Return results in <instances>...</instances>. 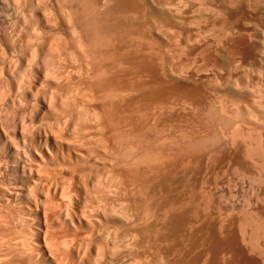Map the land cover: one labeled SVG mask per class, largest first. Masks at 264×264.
I'll return each mask as SVG.
<instances>
[{"label":"rangeland","instance_id":"1","mask_svg":"<svg viewBox=\"0 0 264 264\" xmlns=\"http://www.w3.org/2000/svg\"><path fill=\"white\" fill-rule=\"evenodd\" d=\"M22 1V2H21ZM29 1V2H28ZM54 0H39L36 2V0H19V2L17 0H0V25L6 26L5 22H9V24H14V26L16 27L15 32L16 33V37L14 38V40H10L8 37L4 38L0 36V47L2 48L3 46V50H0V61H2L1 66H0V72L1 76H0V84L2 86H0V118L2 119V117L4 116H8L10 114V116H16L18 119L20 117L25 116L24 113H26V115L29 114V109L30 106L33 104L34 102V129L30 132L29 136L33 137L35 140H40L42 141L44 136L47 139V150L50 152H48L49 154H47V151L41 149L40 153L43 156V158H45L46 161L43 162H47L44 163L45 165H42V159H38L39 157L36 155V153L32 156H27V157H31L30 159H32L33 161H31L29 158L27 159L26 157V161L29 162L28 164H30L31 166H35V162L38 163V165L40 164L41 168L38 167V169H33L31 168V170H33L32 173V179L28 180L25 176V174H21V170L20 169H14V166L16 165V163L18 162L16 159V147L13 145L12 141H9L5 138V135L3 133V129H2V125L0 123V193L3 194L4 193V198L3 195L0 194V227L1 225H3L5 230L3 228H0V249L2 250L3 248H5V246L12 244L11 242H13V235H12V228L13 224L10 223L12 217H14L13 215H15L16 211L17 212H27V210L29 211H35L37 212L39 215H44V218L46 216L45 219H43V226L47 228V224L49 225V229L50 231H47V235L49 237V240L51 239H58L62 238V236L64 237V240L66 239V237L68 238V243H66L63 239H62V244L61 242H57L58 240H54V243H51L50 248L51 250L57 251L58 254L56 253L54 257H51L50 255L46 258V264H78V258L76 256V251H82L83 247L85 248L84 252L85 254L83 255V263L87 264V262H93V258L97 257L96 255H100L102 253V264H137V262H135L136 259H142V261L139 260L140 263L138 264H264V0H238V1H227V0H181L182 1V5L185 4L187 6L181 5V12L183 15V18H181V24L183 25H179V29L177 28V31L175 30V27H171L170 25H166L165 23L161 22L159 24V22L156 24V19L153 18H148V14L145 12V15L147 16L149 21H152L153 19V23L156 24V27H158L160 25V27L155 28V26L149 27L151 25H149V22L147 20V18H145L146 16H144V10L142 8V2H140L139 0H134V5L138 4L140 5H136L135 7L138 9H135V17L139 16L138 18L133 16V21L130 20L132 16H130L128 18V21L130 20V22H133V27L134 30L132 29V33L129 34V36H131L132 34L135 36L136 38L133 37L135 40L131 38L127 37L128 39H130L128 42L135 43L136 45H131V47L135 46L137 47L136 49H134V52H132V48L129 46L130 44L127 42H125L126 44H121L120 46H124L127 45L128 46V50H130L137 59L140 58V56L138 55H142L141 56V60H139V63L142 62V59H144L141 64H144V66H146L147 64L151 67V69H158L162 68L163 71H160L161 73L164 74V76L166 78H164V83L167 82V87H170L171 85V90L168 89L167 87L165 88L166 91L163 93V101L161 103V101H159V104L157 103L156 107L160 106L161 104H163V107H159L156 108L157 110L162 111V113L159 111L160 113V123L162 124L161 128L162 132L165 133L162 134L163 138L166 139L165 145H167L168 148V153H170L173 157H176V159H180V158H185L182 163H184V161L187 163L186 161V157H188V159H190V164L188 163L187 166L186 165H180L178 163V160L175 161L177 164L172 166L171 170H173L174 175H176L175 180L174 178L172 179L174 182L169 181V185L170 187L174 189V191H170L172 189H168L169 192H172V194L174 193L175 195H177V197L175 196V199L173 201V197L174 194L172 195L173 197L170 199L168 197L166 198H162L160 199L159 196H169L170 194L167 190L166 193L164 190H162L160 193H154L155 196L151 195V197L148 200V203L151 200L154 201V204H157V201H160V205H162V201L165 202L162 208H167L166 206H168L170 204V201H173V205L174 207H177L176 209H173V206L169 205L172 208H169L167 210H177L178 209V214L176 215V212L174 211H166V209L164 211L168 212V214L170 215V213L172 212L174 214V218H170L168 223V219H166L167 217H165V219L167 221H165V223L167 222V224L164 223L163 219L162 220H158L155 221L154 218V222L158 227L154 226L153 228L149 227L148 230H142L141 228L137 229L136 232H134L136 234H134V236H127L130 235L128 233L125 234L124 231V227L122 226V224L120 222H118L117 219L113 218H109L113 221V223L115 222V220L117 221V224H113L112 221H110L108 218L105 217V215L103 214V210L99 209V211L97 209V207L99 206H103L107 207L106 204L104 202L103 199L101 200L103 203H99L101 205H97L96 202L91 201L93 203H90L89 200V195L88 193L86 194L85 191L83 190V188L78 187V192H79V196L77 197V204L72 206V209L69 210V207L67 209L68 213L67 215L69 216V218L71 217V219H68L67 217H65V210H66V205H67V199H62L63 196L60 193V187L62 185V183H64L63 185L65 186V182H69L67 181L69 178L73 177V181L77 180V170L75 171V168L70 169L71 165L64 162H61V152L63 154L64 157H66V150L65 147H63V150L60 152L57 150L56 148V144L55 141L52 139L51 136V130L53 129V125L55 126V124H53V120L51 121L50 118V114L48 112V110L45 107L44 104V94L40 93V94H35V90L39 89V90H46L47 86H51L50 88H53L54 86L59 87V83L61 84L60 86L62 87V85L64 84L65 86V82H67L65 79L62 80L61 78V74H68L74 77L73 75H75V73L77 72L76 68L73 69V66L76 67L77 65V61L80 59V57L78 58V52L77 50L75 51L76 47H74L72 44H74V38L73 36H70L71 32H69V30L71 31V29H69L70 27L68 26L69 24H67L68 22L66 20H64V12L65 10H63L61 7H59L60 5L58 4V7H56L55 3H58L56 0L55 2H53ZM144 1V0H142ZM152 0H150L151 2ZM189 1V2H188ZM5 2V3H4ZM13 2L16 3L15 6L13 5ZM32 2V3H31ZM47 2V3H45ZM146 2V0H145ZM148 3H150L149 1H147ZM200 2V3H199ZM204 2V3H202ZM215 2V3H214ZM9 3V5H8ZM18 3V4H17ZM40 3V4H39ZM187 3V4H186ZM190 3V4H188ZM202 3V5H201ZM218 3V4H217ZM221 3V4H220ZM233 3V5H231ZM245 3V4H244ZM258 3V4H257ZM36 4V5H35ZM46 4V5H45ZM52 4V5H51ZM229 4V5H227ZM254 4V5H253ZM2 5V6H1ZM7 5V6H6ZM13 5V6H12ZM25 5V6H24ZM39 5V6H37ZM43 7H42V6ZM50 5V7H49ZM191 5V6H190ZM215 5V6H214ZM249 5V6H248ZM32 6V7H30ZM37 6V7H36ZM202 8H201V7ZM207 6V7H206ZM3 7V8H2ZM8 7V8H7ZM11 7V8H10ZM189 7V8H188ZM199 7V8H198ZM232 7V8H231ZM7 8V10H6ZM19 8V10H18ZM37 8V9H36ZM49 8V9H47ZM58 8V9H57ZM196 8V9H194ZM204 8V9H203ZM256 8V9H255ZM262 8V9H261ZM15 9V10H14ZM28 9V10H27ZM31 9V10H30ZM43 9V10H42ZM46 9V10H45ZM56 9V11H55ZM61 9V11L59 10ZM216 9V10H215ZM221 9V10H220ZM229 9V10H228ZM21 10V11H20ZM33 10V11H32ZM37 10V11H36ZM45 10V11H44ZM136 10H141L140 13L136 12ZM196 10V11H195ZM206 10V11H205ZM213 10V11H212ZM16 11V12H15ZM20 11V12H19ZM51 11V12H50ZM55 11V12H54ZM143 11V13H141ZM191 11V13H190ZM193 11V12H192ZM10 15H9V13ZM20 14H19V13ZM26 14L24 16V14ZM30 12V13H29ZM57 12L61 14L57 15ZM187 12V14H186ZM197 14H195V13ZM4 13V14H3ZM16 13V16L14 17L13 14ZM33 14L34 15V24L35 21L37 22V25L35 24V27L39 33H37V30L34 29L36 32L32 31V28L30 27V23L28 24L27 22H29V18L31 15L29 14ZM49 13V14H48ZM53 13V14H52ZM139 13V15H138ZM213 13V14H212ZM217 13V14H216ZM42 14V15H41ZM43 14H45L43 16ZM51 14V15H50ZM137 14V15H136ZM140 14L142 17H140ZM203 14V15H202ZM207 14V15H206ZM222 14V15H221ZM4 15V16H3ZM12 15V16H11ZM23 15V16H20ZM40 15V16H39ZM47 15H50L47 16ZM52 15L54 16V18H51ZM63 15V16H62ZM133 15V14H132ZM189 15V16H188ZM199 15V16H198ZM6 19H5V18ZM18 17V18H17ZM37 17V18H35ZM49 19H48V18ZM145 19H144V18ZM188 17V18H187ZM191 17V19H190ZM219 17V18H218ZM25 18V19H24ZM28 18V19H27ZM46 18V19H45ZM57 18V19H56ZM60 18V20H59ZM134 18L136 20H134ZM139 18L141 19L142 23L140 22L138 24V22L140 21ZM187 18V19H186ZM201 18V19H200ZM14 19V20H13ZM48 19V20H47ZM52 19V20H51ZM62 19V20H61ZM143 19V20H142ZM190 19V21H189ZM207 21H206V20ZM210 19V20H209ZM6 20V21H5ZM17 20V21H16ZM21 20V21H19ZM27 20V21H26ZM48 22H47V21ZM51 20V21H49ZM127 20V19H126ZM138 20V22H137ZM147 20V22H146ZM156 20V21H154ZM188 20L190 22L187 23ZM195 20V21H193ZM223 20V21H222ZM2 21V22H1ZM14 23H12V22ZM25 21V22H22ZM43 21V22H42ZM53 21V22H52ZM64 21V22H63ZM144 21V22H143ZM199 21V22H198ZM253 21V22H252ZM50 22L52 24H50ZM62 24H61V23ZM67 22V23H65ZM131 22V23H132ZM136 22V23H134ZM149 22V23H148ZM212 22V24H211ZM224 22V23H223ZM5 25H4V24ZM16 23V24H15ZM19 23V24H18ZM42 23V24H40ZM47 23V24H45ZM59 23V25H58ZM144 23L148 24L146 27V24L144 25ZM193 25H192V24ZM221 23V25H220ZM26 24V25H25ZM28 24V27H27ZM56 24V25H55ZM137 24L140 26V28L138 29L139 26H137ZM159 24V25H158ZM161 24L164 26L162 27H171V30L169 32V29L165 30L161 27ZM189 24V25H188ZM231 24V25H230ZM51 30H50V28ZM53 25V26H52ZM132 25V24H131ZM143 25V26H142ZM196 25V26H195ZM218 25V26H217ZM225 25V26H224ZM18 26V27H17ZM22 26V28L20 27ZM26 26V27H24ZM43 26V27H42ZM52 26V27H51ZM57 26V28H56ZM69 28H68V27ZM142 26V27H141ZM14 27V28H15ZM137 27V28H136ZM146 29H145V28ZM209 27V29H208ZM42 28V29H40ZM46 28V29H45ZM48 28V29H47ZM54 28V29H53ZM56 28V29H55ZM136 28V29H135ZM150 28V29H149ZM173 28V29H172ZM221 28V31L219 32ZM231 28V29H230ZM20 29V30H18ZM24 29V30H23ZM40 29V30H39ZM44 29V30H43ZM69 29V30H68ZM141 29V30H140ZM149 29V30H148ZM160 29L159 33L158 30ZM162 29V30H161ZM198 29V30H197ZM62 30V32H60ZM157 30V32L155 31ZM164 30V31H163ZM173 30V31H172ZM205 30V33H204ZM211 30V31H210ZM222 30L225 32L223 33ZM25 33H24V32ZM27 31V32H26ZM54 31H56L54 33ZM59 31V32H58ZM133 31L135 33H133ZM137 31L138 32L137 34ZM163 31V32H161ZM203 31V32H202ZM226 31H228V33H226ZM235 31V32H234ZM19 32V33H18ZM44 32V35H43ZM53 34V36L50 35ZM65 32V33H64ZM68 32V33H67ZM146 32V34H145ZM171 32H175L177 34H171ZM190 32V33H189ZM21 33V34H20ZM24 33V34H22ZM34 33V35H33ZM37 33V34H36ZM49 33V34H47ZM71 33V34H70ZM141 33L145 34L144 36L141 35ZM164 33V34H163ZM170 33V34H169ZM199 33V34H198ZM203 33V34H202ZM214 33V35H213ZM217 33V34H216ZM18 34V35H17ZM34 36V38L32 37V35ZM55 34V35H54ZM57 34V36H56ZM58 34H62V37H60L61 35ZM65 34V36H63ZM68 34V35H67ZM151 34V35H150ZM227 34V35H226ZM23 35V36H20ZM26 35V36H25ZM28 35V36H27ZM38 35V36H36ZM50 35V36H48ZM74 35V34H73ZM147 35V36H146ZM170 35V36H169ZM249 35V36H248ZM15 36V35H14ZM25 36V37H24ZM45 36V37H42ZM68 36V37H67ZM138 36V37H137ZM143 36V37H142ZM146 36V37H145ZM175 36V38H174ZM180 36V37H179ZM187 36V38H186ZM203 36V37H202ZM206 36V37H205ZM220 36V37H219ZM228 36V37H227ZM18 37H20L21 39H19ZM24 37V38H23ZM28 37V39H27ZM41 37V38H40ZM57 37V38H55ZM71 37V39H69ZM123 37V36H122ZM122 37H118L119 39H121ZM212 37V38H210ZM224 37V38H223ZM263 37V38H262ZM12 38V39H13ZM18 38V39H17ZM37 38V39H36ZM40 38V39H39ZM44 38V39H43ZM55 40V42H57L58 40L61 42H57L55 43L53 41V39ZM61 38V39H58ZM67 38V39H66ZM73 38V41H71ZM117 38V39H118ZM149 38V40H148ZM168 38V39H166ZM196 38V39H194ZM202 38V39H201ZM17 39V40H15ZM24 39V40H23ZM27 39V40H26ZM32 39H34L33 41H31ZM52 39V41H51ZM64 41H63V40ZM123 39V38H122ZM152 39V40H151ZM177 41L175 43L174 40ZM177 39V40H176ZM179 39V40H178ZM22 40V41H19ZM41 41L40 43L37 41ZM44 40V41H43ZM49 40V41H48ZM68 40V42H66ZM145 40V41H144ZM160 40V41H159ZM168 40V41H166ZM217 40V41H216ZM16 41V42H14ZM18 41V42H17ZM27 41V43H26ZM119 42H117L116 44L121 43V41H127V39H123V40H118ZM134 41V42H133ZM150 41V42H149ZM152 41V42H151ZM173 41V42H172ZM262 41V43H260ZM29 42L33 43L35 45L38 44H42L43 49H45L46 47H48L49 45L52 44V42L55 45H60V49L63 48L64 45H67L66 47L69 46V48H66L64 46V48L62 51L64 53H59L58 56L61 57V55L63 57L59 58L58 56V61L60 62H56L57 60H47L46 62L41 61V57L37 58L38 60L36 61V59L34 58V66L32 65V63L27 62V60L29 59L28 57V53L26 51V47H24L26 44H29ZM37 42V43H36ZM47 42V44H45ZM73 42V43H72ZM161 42V44H160ZM168 42V43H167ZM5 43V44H4ZM13 43V44H12ZM16 43V44H15ZM26 43V44H24ZM51 43V44H49ZM63 43V44H62ZM72 43V44H71ZM166 43V44H165ZM174 43V44H173ZM195 43V44H194ZM7 44V45H6ZM17 44H20V47H22L21 52L17 51L16 49L15 52H13L14 50L11 48L10 50V46H17ZM54 44H52L54 46ZM129 44V45H128ZM140 44V45H139ZM148 44V45H147ZM151 44V46L149 45ZM173 44V45H172ZM178 45L176 47V45ZM190 44V45H189ZM219 44V45H218ZM46 45V46H45ZM51 45V46H52ZM74 47V51L77 53H75L73 51L72 46ZM142 45V46H141ZM144 45H147L146 47H144ZM153 45V46H152ZM156 45V46H155ZM160 45V46H159ZM166 45V46H165ZM140 46V47H138ZM155 46V47H154ZM164 46V47H163ZM173 48H172V47ZM191 46V47H190ZM217 46V48H216ZM263 48H261V47ZM62 47V48H61ZM161 47V48H160ZM175 47V48H174ZM183 47V48H181ZM202 47V48H201ZM151 48V49H150ZM157 48V49H156ZM171 48V51H170ZM221 48V49H220ZM5 49V51H4ZM25 49V50H24ZM69 49V50H68ZM71 49V50H70ZM126 49V50H127ZM139 49V50H138ZM165 49V50H164ZM168 49V50H167ZM138 51V52H137ZM145 51V53H144ZM147 51V53H146ZM152 51V52H151ZM156 51V52H155ZM175 51V52H174ZM184 51V52H183ZM3 52V53H2ZM13 54H11V53ZM61 52V50H60ZM71 54H70V53ZM138 54H136V53ZM143 52V53H142ZM165 52H167V55L169 57H167V55L165 54ZM175 54H173V53ZM215 52V53H214ZM19 53V54H18ZM127 53V54H126ZM125 54L128 55L129 51L126 52ZM149 53V54H148ZM161 53V54H160ZM170 55H169V54ZM172 53V54H171ZM179 53V54H178ZM3 54V55H2ZM7 54V55H6ZM16 54V55H14ZM73 54V55H72ZM130 54V53H129ZM131 54V55H133ZM147 54V55H146ZM159 54V55H158ZM178 54V55H177ZM184 56H183V55ZM203 54V55H202ZM20 57H15V56H19ZM72 55V57H71ZM78 55V56H77ZM133 55V56H134ZM165 55V57H164ZM174 55V56H173ZM6 56V57H5ZM9 56L11 57V59L9 58ZM129 57H131L130 55H128ZM151 56V57H150ZM195 56V57H194ZM14 57V58H13ZM69 57V58H67ZM75 57V58H74ZM143 57V58H142ZM163 61H162V58ZM173 57V58H172ZM179 57V58H178ZM20 58V59H19ZM66 58V59H65ZM78 58V59H77ZM133 58V57H132ZM149 58V59H148ZM158 58V59H157ZM161 58V60H160ZM234 58V59H233ZM6 59V60H3ZM60 59V60H59ZM75 59V60H74ZM148 59V60H147ZM170 59V60H169ZM11 62H10V61ZM20 60V61H19ZM65 60V61H64ZM171 60H173L171 63ZM181 60V61H180ZM18 64H17V62ZM22 61V62H21ZM67 61V62H66ZM76 62V64L74 62ZM141 61V62H140ZM170 61V62H169ZM234 61V62H233ZM259 61V62H258ZM263 61V62H261ZM14 62V64H12ZM37 62V63H36ZM71 62V63H70ZM80 62V61H79ZM160 62V63H159ZM163 62V63H161ZM185 65H184V63ZM237 62V63H236ZM9 63V64H8ZM20 63V64H19ZM28 63H30V65H28ZM66 65H65V64ZM147 63V64H146ZM153 63V64H152ZM211 63V65H210ZM11 64V65H10ZM18 68H17V65ZM23 64V65H22ZM69 64V65H68ZM75 64V65H73ZM79 64V63H78ZM146 64V65H145ZM163 64L162 66L159 65ZM166 64V65H165ZM170 64V65H169ZM172 64V65H171ZM237 64V65H236ZM261 64V65H260ZM57 65L59 66L60 69H58ZM65 67H64V66ZM68 65V66H67ZM157 65V66H156ZM183 65V66H182ZM188 65V66H187ZM37 66V67H36ZM53 68H51V67ZM169 66L170 69L168 70L167 67ZM179 68H178V67ZM225 66V67H224ZM30 70H28L27 68ZM46 67V68H45ZM57 71H56V69ZM70 67V69L73 71H71L68 68ZM72 67V68H71ZM159 67V68H157ZM214 67V68H213ZM241 67V68H240ZM49 68V69H48ZM184 68V70H183ZM188 68V69H187ZM221 68V69H220ZM229 68V69H228ZM235 68V69H234ZM237 68V69H236ZM18 69V70H16ZM22 69V70H21ZM48 69V70H47ZM150 69V68H149ZM150 69V70H151ZM155 69V70H156ZM180 69V70H179ZM187 69V70H186ZM206 69V70H205ZM222 72H220L219 71ZM2 70V71H1ZM4 70V71H3ZM11 70L12 74L9 76V74H7V72ZM32 70V72H31ZM54 70L55 72H57V75L59 76L60 71H65L67 70L65 73L61 72L60 76L58 77L57 75H54L53 77H58V78H52L51 76L47 79V75L46 73L49 72H54L52 71ZM59 70V71H58ZM168 70V71H167ZM175 70V71H174ZM182 70V71H181ZM218 70V71H217ZM14 71V72H13ZM19 71V73H18ZM30 71V76L28 77L27 75H29ZM46 71V73H45ZM186 71V72H185ZM199 71V72H198ZM17 72V73H16ZM129 72V71H126ZM220 72V74H219ZM243 72V73H242ZM25 73V74H24ZM132 73V72H131ZM177 75H176V74ZM7 74V75H6ZM14 74V76H13ZM33 74V75H32ZM46 74V75H44ZM168 74V75H167ZM173 76H172V75ZM175 74V76H174ZM181 74V75H180ZM183 74V76H182ZM197 74V75H196ZM19 75V77H18ZM23 75V76H22ZM26 75V76H25ZM32 75V76H31ZM128 75V76H127ZM127 77L124 76L127 80H130V83H133V85L135 84V82H139L142 84L143 82V78L141 80V82L137 79H133V77L130 75V72L127 73ZM167 75V76H166ZM171 75V76H170ZM180 75V76H179ZM46 76V77H45ZM132 76V77H129ZM179 76V77H178ZM213 76V77H212ZM16 77V78H15ZM22 77V78H21ZM24 77V78H23ZM28 77V78H26ZM63 77V76H62ZM149 78H147V81L151 79L150 76H148ZM178 77V78H177ZM241 77V78H240ZM4 78V79H3ZM9 78V79H7ZM30 78V79H29ZM50 78H52L54 81H56L55 79H58L57 82H55L56 84L58 83V86L54 83V81H52V79L50 80ZM61 78V81H60ZM64 78V77H63ZM130 78V79H128ZM131 78L134 80L132 81ZM182 78V79H181ZM227 78V79H226ZM229 78V79H228ZM12 79V80H11ZM23 79V82H22ZM124 79V81L126 80ZM166 79V80H165ZM176 83H172L169 84V82L171 83V81ZM175 79V80H174ZM178 79V80H177ZM212 79V80H211ZM235 79V80H234ZM4 80V82H3ZM16 80V81H15ZM27 80L31 81L32 83H30V87L28 88V83ZM42 80V81H41ZM123 80V79H122ZM126 80V84L128 83V81ZM205 80V81H204ZM225 80V81H224ZM234 80V81H232ZM242 80V81H241ZM245 80V81H244ZM60 81V82H59ZM65 81V82H64ZM198 81V82H197ZM3 82V83H2ZM18 82V83H16ZM22 82V83H21ZM62 82V83H61ZM152 79L150 80L148 85V90L149 92L151 91H155L156 90V86L155 84L153 85ZM217 82V83H216ZM224 82V83H223ZM9 83V84H8ZM12 85H11V84ZM20 83V84H19ZM26 83V86L25 84ZM41 86H40V84ZM45 83L46 88L43 86ZM124 82H122L123 84ZM148 83V82H147ZM153 85H151V84ZM192 83V84H191ZM236 85H235V84ZM7 84V85H6ZM23 84V85H22ZM43 84V85H42ZM68 84V85H67ZM66 87L68 88L70 85L73 86V83H67ZM180 87V91L179 89L176 91V88ZM180 86H179V85ZM227 84V85H226ZM234 84V85H232ZM28 85V86H27ZM53 85V86H52ZM125 85V83H124ZM132 85V86H133ZM139 85V84H138ZM190 85V86H189ZM209 85V86H208ZM220 85V86H219ZM6 86V87H5ZM16 86V87H15ZM21 86V87H20ZM23 86V87H22ZM40 86V87H39ZM137 85L133 86L132 88H137L140 89L142 92L144 89H141L139 87H136ZM140 86V85H139ZM149 86H152L149 87ZM174 88H173V87ZM192 86V87H191ZM208 86V87H207ZM225 86V87H224ZM228 86V87H227ZM233 86V87H232ZM238 86V87H237ZM12 87V88H10ZM154 87V89H153ZM176 87V88H175ZM182 87V88H181ZM242 87V88H241ZM5 88V89H4ZM9 88V89H8ZM28 88V89H26ZM36 88V89H35ZM42 88V89H41ZM44 88V89H43ZM151 88V89H150ZM217 91H216V89ZM230 88V89H229ZM236 88V89H235ZM7 89V90H6ZM12 89V90H11ZM16 89L18 91H16ZM35 89V90H34ZM134 89L132 90V92L134 93ZM136 89V90H137ZM175 89V90H173ZM208 89V90H207ZM219 89V90H218ZM229 89V90H228ZM243 89V90H242ZM31 90V91H30ZM130 90V91H131ZM147 90V89H146ZM174 92H173V91ZM3 91V92H1ZM13 91V92H12ZM138 91L139 93L136 94L138 95L139 99L137 98H132L128 97V96H124L125 100L128 101L129 100H133L136 99L138 100V102H142L143 98H141V94L142 92ZM239 91V92H238ZM6 92V93H5ZM17 92V93H16ZM34 93V97L31 96ZM233 92V93H232ZM236 92V93H235ZM22 95H21V94ZM235 93V94H234ZM239 93V94H238ZM10 94V97H9ZM12 94V95H11ZM18 94V95H17ZM20 94V95H19ZM24 94V95H23ZM43 94V95H42ZM127 95H132V93H126ZM124 94V95H126ZM192 94V95H191ZM195 94V95H194ZM215 94V95H214ZM222 94V95H221ZM36 95V96H35ZM240 95V96H239ZM3 96V98H2ZM9 98H8V97ZM16 96V97H15ZM19 96V97H17ZM22 96V97H21ZM53 96V95H52ZM134 96V95H133ZM134 96V97H135ZM210 96V97H209ZM216 96V97H215ZM220 96V97H219ZM25 97V98H23ZM128 97V99H126ZM215 97V98H214ZM222 97V98H221ZM5 98V99H4ZM7 98V99H6ZM19 98L22 99L20 101H17V99ZM34 98V99H33ZM55 98V96L53 97ZM214 98V99H213ZM218 98V99H217ZM16 99V100H15ZM27 99V100H26ZM43 99V100H42ZM142 99V100H141ZM239 99V100H238ZM55 101H57V99H54ZM166 100V101H165ZM172 100V101H171ZM182 100V101H181ZM190 100V101H189ZM200 100V101H199ZM219 102H217V101ZM234 100V101H233ZM237 100V101H236ZM4 103H1V102ZM17 101V102H16ZM177 101V102H176ZM181 101V102H180ZM188 101V102H187ZM199 101V102H198ZM215 101V102H214ZM230 101V102H229ZM232 101V102H231ZM239 101V102H238ZM6 102V103H5ZM20 102V103H18ZM24 102V103H23ZM28 102V103H27ZM130 102V101H128ZM133 102V101H132ZM226 102V104H225ZM242 102V103H241ZM249 102V103H248ZM13 105H12V104ZM18 103V104H16ZM183 103V104H182ZM184 103L187 105L185 106ZM189 103V104H188ZM193 103V104H192ZM217 103V104H216ZM235 103V104H234ZM237 103V104H236ZM10 104V105H9ZM17 106H15V105ZM20 104H22L20 106ZM24 104V105H23ZM210 104V105H209ZM214 104V105H213ZM220 108L219 107V105ZM231 104V105H230ZM248 104V105H247ZM129 105H133V103H127V105L125 104L126 107L131 109L133 108ZM136 105V104H135ZM170 105V106H169ZM183 105V106H182ZM190 105V108L188 107ZM207 105V106H206ZM224 105V106H223ZM239 105V106H238ZM255 105V106H254ZM257 105V106H256ZM260 105V106H259ZM2 106L7 107L6 109ZM179 106V107H178ZM197 106V108H196ZM247 106V107H246ZM135 107V106H134ZM214 107V109H213ZM224 107V108H223ZM231 107V108H230ZM234 107V109H233ZM238 107V108H237ZM242 107V108H241ZM261 107V108H260ZM16 108V109H15ZM164 108V109H163ZM171 108V109H170ZM248 108V109H247ZM260 108V109H258ZM10 109V110H9ZM12 109V110H11ZM21 109V110H20ZM155 109V108H154ZM152 109V112L150 113H154V110ZM177 109V110H176ZM186 109V110H185ZM196 109V111H195ZM216 109V110H215ZM232 109V111H231ZM238 111H236V110ZM240 109V110H239ZM132 110V109H131ZM171 112H170V111ZM173 110V111H172ZM191 110V111H190ZM220 112H218V111ZM221 110H226L225 112L221 111ZM230 110V111H229ZM235 110V111H234ZM247 110V111H246ZM7 111V112H6ZM44 111V112H43ZM131 112L128 109L126 110V112ZM235 115H234V112ZM249 111V112H248ZM16 112V113H15ZM140 112V111H139ZM195 112V113H194ZM212 112V113H211ZM214 112V113H213ZM218 112V113H217ZM232 112V113H231ZM237 112V114H236ZM250 113V115L247 114ZM8 113V114H7ZM11 113H13L11 115ZM22 113V114H21ZM28 113V114H27ZM128 113V114H129ZM157 111H155L154 114H159ZM201 113V114H200ZM224 113V114H223ZM242 113V115H241ZM6 114V115H5ZM131 114V113H130ZM134 118H138L136 117V113ZM133 114V115H134ZM209 114V115H208ZM214 114V115H213ZM222 114V115H219ZM233 114V115H232ZM246 114V115H245ZM23 115V116H22ZM132 115V117H133ZM167 115V116H166ZM197 115V116H196ZM226 115V116H225ZM244 115V116H243ZM261 117H260V116ZM9 116V117H10ZM20 116V117H19ZM47 116V117H46ZM49 116V117H48ZM206 116V117H205ZM27 117V116H26ZM24 117V118H26ZM42 117V118H41ZM70 117V116H69ZM66 118V123L67 121H72V119L70 118ZM177 117V118H176ZM194 117V118H193ZM218 119H217V118ZM224 117V118H222ZM230 117V118H228ZM235 117V118H234ZM22 118V119H24ZM164 118V120H163ZM223 120H221V119ZM240 118V119H239ZM262 120H261V119ZM70 119V120H68ZM174 119V120H173ZM207 119V120H206ZM229 119V120H228ZM242 119V120H241ZM41 120V121H39ZM44 120V121H43ZM47 120V121H46ZM198 120V121H197ZM46 121V123H45ZM180 121V122H179ZM185 121V122H184ZM202 121V123H201ZM207 121V122H206ZM224 121V122H223ZM259 121V122H258ZM44 122V123H43ZM53 122V123H51ZM175 122V123H174ZM191 122V123H190ZM249 122V123H248ZM39 123V125H37ZM42 123V124H41ZM49 123V124H48ZM177 123V124H176ZM204 123V124H203ZM209 123V124H208ZM263 123V124H262ZM48 124V125H47ZM51 124V125H50ZM160 124V125H161ZM182 124V125H181ZM219 125V126H218ZM17 126V127H15ZM48 126V127H47ZM178 126V127H177ZM183 126V127H182ZM186 126V127H185ZM202 126V127H201ZM207 126H209L207 128ZM238 126V127H237ZM166 127V128H165ZM170 127V129H169ZM175 127V128H174ZM186 128V129H185ZM207 128V129H206ZM232 128V129H231ZM12 129V132L15 136V140L13 141H21L24 136V132L22 131V129L20 128V124L19 121L16 122V125H14V127L10 128V130ZM14 129V130H13ZM43 129V130H42ZM176 129V132H175ZM180 129V130H179ZM230 129V130H229ZM69 130V129H68ZM67 130V132H69ZM187 130V131H186ZM203 130V131H202ZM212 130V131H211ZM50 131V132H49ZM168 131V132H167ZM174 133H173V132ZM200 131V133H199ZM221 131V134L220 132ZM223 131V132H222ZM23 132V133H20ZM195 134H194V133ZM204 132V133H203ZM210 132V133H209ZM212 132V133H211ZM217 132V133H216ZM225 132V133H224ZM20 133V134H19ZM32 133V135H31ZM167 133V135H166ZM170 135H169V134ZM178 133V134H176ZM181 133V134H180ZM237 136V134H239ZM258 133V134H257ZM175 134V135H174ZM189 136H188V135ZM193 134V136L191 135ZM197 134V135H196ZM202 134V135H201ZM210 134V135H209ZM231 134V135H230ZM249 134V135H248ZM255 134V136H254ZM20 135V136H19ZM23 135V136H22ZM28 135V134H27ZM47 135V136H46ZM177 135L179 137H177ZM187 135V138L186 136ZM208 135V136H207ZM215 135V136H214ZM226 137H225V136ZM245 135V136H244ZM185 136V137H184ZM202 136V137H201ZM218 136V137H217ZM224 136V137H223ZM253 136V137H252ZM262 136V137H261ZM21 137V138H20ZM174 137V140H173ZM199 139H198V138ZM216 137V138H215ZM221 137V138H220ZM228 137V138H227ZM19 138V139H18ZM25 139L27 138V136L24 137ZM130 138V137H129ZM128 138L127 141H130ZM170 138V139H169ZM190 138L189 140L191 141L190 144L187 143L186 139ZM195 138H197V140H202V141H197ZM212 138V139H211ZM215 138V139H214ZM239 138V139H238ZM256 140H255V139ZM193 139H195L196 141L194 142ZM232 139V140H231ZM124 140V141H125ZM185 140V141H184ZM205 140V141H204ZM227 140V141H226ZM253 140V141H252ZM123 141V142H124ZM172 141V142H171ZM180 143H179V142ZM182 141V143H181ZM218 141V142H217ZM220 141V142H219ZM125 142V143H126ZM171 142V143H170ZM197 143L196 146L193 143ZM198 142L201 144L198 145ZM202 142V143H201ZM224 142V143H223ZM173 143V144H172ZM187 143V145H186ZM192 143V144H191ZM207 143V144H206ZM252 143V144H251ZM124 144V143H122ZM181 144V145H180ZM183 144V145H182ZM224 144V145H223ZM256 144V145H255ZM179 145V146H178ZM194 145V148H192V146ZM213 145V146H212ZM251 145V146H250ZM255 145V146H254ZM119 147V145H117ZM116 146L117 149L118 147ZM190 146V147H189ZM203 146V148H202ZM247 146V147H246ZM258 146V147H257ZM172 147V148H171ZM198 147V148H196ZM199 147H201V149H204L205 151L203 152V150H201ZM214 147V148H213ZM230 147V148H229ZM9 148V149H8ZM122 148L119 147L118 149ZM124 148V147H123ZM177 148V149H176ZM195 149L194 151H199L201 150V152H203L202 157H207L202 158L201 155L200 157H198V155L201 153H199L197 156H194L195 152H193L191 149ZM205 148H209L208 150H206ZM218 148V149H217ZM221 148V149H220ZM113 149V150H114ZM184 149V150H183ZM200 149V150H198ZM249 149V150H247ZM259 149V150H258ZM11 150V151H10ZM215 150V151H214ZM9 151V152H8ZM119 151H122L121 149ZM191 151V153H190ZM208 151V152H207ZM214 151V152H213ZM218 151V152H217ZM114 152V151H113ZM115 152H117V150H115ZM210 152V153H209ZM221 152V153H220ZM248 152V153H247ZM263 152V154H262ZM2 153V154H1ZM121 152H117V153H113L111 152L110 156L114 159H118L119 158V154ZM175 153V154H174ZM178 153V154H177ZM194 153V154H193ZM213 153V154H212ZM219 153V154H218ZM232 153V154H231ZM247 155H246V154ZM181 154V155H180ZM185 154V155H184ZM216 154V155H215ZM231 154V155H230ZM253 155V156H249V155ZM257 154V155H256ZM6 155V156H5ZM50 155V156H49ZM210 155V156H209ZM72 160L71 162H73V154H70ZM181 156V157H180ZM209 156V158H208ZM240 156V157H239ZM53 157V158H51ZM195 157V159H194ZM4 158V159H3ZM199 158V160H198ZM201 158V159H200ZM219 158V159H218ZM8 159V160H7ZM53 159V160H52ZM56 159V160H55ZM175 159V160H176ZM187 159V160H188ZM29 160V161H28ZM40 160V161H38ZM44 160V159H43ZM58 160V162H57ZM201 160V161H200ZM213 160V161H212ZM234 160V161H233ZM4 161V162H3ZM6 161V162H5ZM17 161V162H16ZM52 161V162H51ZM41 162V163H40ZM51 162V163H49ZM174 162V164H175ZM212 162V163H211ZM5 163V164H4ZM34 163V164H32ZM62 163V164H61ZM70 166H68V165ZM209 164V165H208ZM52 165V166H51ZM195 165V166H194ZM205 165V166H203ZM11 166V167H10ZM45 169L42 168L43 167ZM64 166V168L62 167ZM68 167V169L66 167ZM183 166V167H182ZM186 166V167H185ZM3 169H2V168ZM50 167V168H49ZM52 167V168H51ZM60 167V168H57ZM168 166H166L167 168ZM207 167V168H206ZM210 167V168H209ZM6 170H5V169ZM54 168V171H53ZM62 168V169H61ZM66 168V169H65ZM176 168V170L174 171V169ZM186 168V169H185ZM14 169V170H13ZM60 169V171H59ZM70 169V170H69ZM99 169V170H98ZM96 171L102 173L99 174L97 173L100 178H102L101 181H104L106 179H103L107 176V174H105L102 168H98ZM103 171H100V170ZM170 169V168H168ZM182 169V170H181ZM207 169V170H206ZM12 170V171H11ZM47 170V174L45 171ZM50 170V171H49ZM69 170V171H68ZM14 171V172H13ZM27 170H24V173ZM38 173H37V172ZM49 171V172H48ZM65 171V172H64ZM74 171V175H72L69 172ZM204 171V172H203ZM5 174H4V173ZM42 176H41V174ZM44 172V173H43ZM53 172V173H52ZM60 172V173H59ZM68 172V173H67ZM2 173V174H1ZM52 173V174H50ZM55 173H58V175H54ZM63 173V175L65 176H61ZM66 173V174H65ZM104 173V174H103ZM176 173V174H175ZM192 173V174H191ZM204 173V174H203ZM16 174V175H15ZM22 176H21V175ZM40 174V177H42L40 179V177L38 176ZM47 174V175H46ZM212 174V175H211ZM37 175V176H36ZM51 177H50V176ZM53 175V176H52ZM69 175V176H68ZM71 175V176H70ZM106 175V176H105ZM208 175V176H206ZM13 176V177H12ZM57 176V178H56ZM104 176V177H103ZM182 176V177H181ZM190 176V177H189ZM214 176V177H213ZM37 177V178H36ZM50 177L51 179H47ZM53 177V178H52ZM59 177V178H58ZM67 177V178H66ZM109 175H108V179H109ZM178 177L179 181L184 178L185 182L180 181V183L182 182L183 184H185L186 182H189L188 184L190 185V187H185V190L183 189V184L181 183V185L178 183V179H176ZM187 177V178H186ZM4 178V179H3ZM25 178V179H24ZM36 178V179H35ZM39 178V182L36 186H32L35 184V182L33 181H38ZM63 178V179H62ZM65 178V180H64ZM202 178V179H201ZM216 178V179H215ZM7 179V180H6ZM13 179H16V183L18 185V187L16 188V191H19L18 197H15V201L13 198H11V200L9 198H6L7 196H5V192H3L4 187L9 186V182L8 180L11 182ZM23 179V180H22ZM34 179V180H33ZM53 179V180H52ZM57 179V180H56ZM93 179L91 175L88 176V180H87V190L90 188L91 185L94 184V182H91V180ZM186 179L188 181H186ZM204 179V180H203ZM259 179V180H258ZM27 180V181H26ZM42 180V182H41ZM56 180V181H55ZM64 180V182H62ZM177 180V181H176ZM216 180V181H215ZM4 181V182H3ZM47 181V182H46ZM58 181V182H57ZM90 181V182H89ZM94 181V180H93ZM204 181V182H203ZM6 182V183H5ZM44 182V183H43ZM46 182V183H45ZM197 182V183H196ZM55 183V184H54ZM92 183V184H91ZM207 183V184H206ZM5 184V185H4ZM20 184V185H19ZM30 184V185H29ZM51 184V186H50ZM177 184H179L180 186H178ZM187 183L184 186H189ZM28 185V187H27ZM49 185V186H48ZM200 185V186H199ZM32 186V187H31ZM43 186V187H42ZM176 186V187H175ZM179 188H178V187ZM202 186V187H201ZM31 187V188H30ZM39 187V188H38ZM182 187V188H181ZM200 187V188H199ZM211 187V188H210ZM20 188V189H19ZM178 188V189H176ZM188 188V190H187ZM190 188V189H189ZM216 190H215V189ZM10 191L11 187L9 186L8 188ZM13 191H15L14 188H12ZM29 189V190H28ZM32 191H31V190ZM33 189H35L33 191ZM46 189H48V192H45ZM182 189V191H180ZM37 190V191H36ZM190 190V197H188V192ZM205 190V191H204ZM31 191V192H30ZM176 191V192H175ZM185 191L187 192V194H185ZM199 191V193H198ZM211 191V192H210ZM215 191V192H214ZM3 192V193H2ZM87 192V191H86ZM165 192V193H164ZM206 192V193H205ZM31 193V195L29 196V194ZM47 193V194H46ZM60 193V194H59ZM161 193H163V195H161ZM180 194V198L182 197L183 199H180L182 203H180L178 200V194ZM215 193V194H214ZM50 194V195H49ZM53 194V195H52ZM159 194V196L157 195ZM166 194V195H165ZM169 194V195H167ZM203 194V195H202ZM220 194V196H219ZM49 195V196H48ZM185 195L190 198V199H186ZM205 195V196H204ZM218 195V197H217ZM55 196V197H54ZM184 196V197H183ZM192 196V198H191ZM202 196V197H201ZM44 197V198H43ZM48 197V200H47ZM58 197V198H57ZM62 197V198H61ZM159 197V198H157ZM19 199V201L17 202V199ZM56 202H55V199ZM199 198V199H198ZM212 198V199H210ZM54 199V200H53ZM59 199V201H58ZM62 201H61V200ZM166 199V200H165ZM186 199V200H185ZM208 199V200H207ZM36 200V201H35ZM53 200V202H52ZM165 200V201H164ZM177 200V201H176ZM190 200V201H189ZM202 200V201H201ZM210 200V201H209ZM219 200V201H218ZM39 201V202H38ZM51 201V204L49 203ZM58 201V203H57ZM88 201V202H87ZM100 201V202H101ZM131 201V202H130ZM139 201L137 196H134V200H130L127 201L129 202V204H127L128 208H130V210L134 213L139 212L138 209L139 205L137 204V202ZM169 201V202H167ZM189 201V202H188ZM10 204H9V203ZM14 202V203H13ZM20 202V203H19ZM63 204H62V203ZM84 202V203H83ZM169 203L167 205V203ZM177 202H179L180 204L184 205L182 208V205L177 206ZM193 202V203H192ZM210 202V203H209ZM13 203V204H12ZM49 203V207L48 204ZM53 203V204H52ZM66 203V204H64ZM94 203H96L94 205ZM119 203V202H117ZM121 203V202H120ZM134 203V205H133ZM150 203V205H152ZM159 203V202H158ZM190 203V204H188ZM197 203V204H194ZM203 203V204H202ZM90 204V205H89ZM132 204V205H130ZM217 204V205H216ZM25 205V206H24ZM43 205V206H42ZM53 205L54 208L51 206ZM56 205V206H55ZM59 205V206H58ZM63 208H61V206ZM119 205V204H117ZM115 204V208H120ZM121 205V204H120ZM130 205V207H129ZM176 205V206H175ZM179 205V204H178ZM186 205V206H185ZM196 205V206H194ZM10 206V207H9ZM37 206V207H36ZM48 207L46 209L45 208ZM97 206V207H96ZM134 206V207H133ZM205 206V208L203 207ZM217 206V207H216ZM15 207V208H14ZM29 207V209L27 208ZM59 207V208H58ZM96 207V208H95ZM103 207V208H104ZM186 208L187 211H186ZM203 207V208H202ZM10 208V210H9ZM24 208V209H23ZM32 208V209H31ZM45 208V210H43ZM60 209L58 212V210L56 209ZM84 208V209H82ZM87 208V209H85ZM92 208V209H91ZM127 208V209H128ZM134 208V209H133ZM161 208V207H160ZM6 209V210H4ZM8 209V210H7ZM22 209V210H21ZM55 209V210H54ZM63 209V210H62ZM81 209V210H80ZM91 209V210H90ZM95 209V211H93ZM185 209L184 214L182 215L181 213H183ZM197 209V210H196ZM2 210V211H1ZM4 210V211H3ZM11 210L14 212H11ZM24 210V211H23ZM48 210V216L46 214ZM55 211L56 213H58V215L53 212ZM62 210V211H61ZM84 210V211H83ZM86 216L84 215L86 212ZM130 210L128 209L129 213ZM181 210V213H179ZM183 210V211H182ZM189 210L191 211L190 214ZM203 210V211H202ZM6 211V212H5ZM93 211V212H92ZM2 212V214H1ZM62 212V213H61ZM71 212V213H70ZM73 212V213H72ZM83 213V216L80 215ZM165 212V213H166ZM170 212V213H169ZM195 212V214H194ZM9 213V214H8ZM13 215H11V214ZM43 213V214H42ZM61 213V215L59 214ZM70 213V214H69ZM89 213V214H88ZM97 214V216L95 214ZM100 213V214H99ZM131 213V214H134ZM160 213V212H159ZM158 213V214H159ZM171 213V214H172ZM7 214V216H6ZM46 214V215H45ZM57 215V216H54ZM64 214V216H63ZM102 214V215H101ZM167 214V213H166ZM165 214V215H166ZM167 214V215H168ZM180 214V215H179ZM189 216L190 218H186L185 216ZM204 214V215H203ZM9 215V216H8ZM51 215V216H50ZM87 215H89L87 217ZM90 215L94 216V219H92L94 223V221L96 220V222L94 223L95 225L97 224V221L101 220L102 223L103 221H107V229L106 231H102L101 233L99 232V234H95L94 232L91 233V231H89L90 229L89 226L87 227V225H89L88 220ZM99 215V216H98ZM166 215V216H167ZM182 215V216H181ZM6 216V217H5ZM11 216V219H10ZM96 216V217H95ZM107 216V215H106ZM172 216V215H170ZM178 216V217H177ZM3 217V218H2ZM50 217V218H49ZM55 217V218H54ZM76 217V218H75ZM83 217V218H82ZM88 220H87V218ZM109 217V216H108ZM149 217V216H148ZM177 217V218H176ZM182 217V218H180ZM184 217V218H183ZM192 217V218H191ZM198 217V218H197ZM205 217V218H204ZM220 217V218H219ZM6 220H5V219ZM58 218V219H57ZM66 218V219H65ZM86 218V219H85ZM151 220L153 218V216L150 217ZM169 218V217H168ZM180 218V219H179ZM78 219V221H77ZM105 219V220H104ZM114 219V220H113ZM146 222H151V220L149 218H145ZM174 221H171L173 220ZM183 222H181L182 220ZM190 219V221H189ZM54 220V221H53ZM68 220H72L70 222L74 223H70L68 222ZM87 222H86V221ZM149 220V221H147ZM181 220V221H179ZM185 220V221H184ZM203 220V221H202ZM210 220V221H209ZM5 221V222H4ZM48 223H46V222ZM51 221V222H49ZM56 221H60L58 223ZM62 221V222H61ZM100 221V222H101ZM110 221V222H109ZM151 222V224H154V222ZM179 223H178V222ZM187 221V223H186ZM222 221V222H221ZM80 224H79V223ZM171 222L174 224H171ZM188 222H191L190 224ZM45 223V224H44ZM53 223V224H52ZM62 225H61V224ZM64 223V224H63ZM101 223V224H102ZM106 223V222H104ZM158 223H162L161 225ZM179 224L175 225V224ZM182 225H181V224ZM188 224L189 226H187L186 224ZM193 223V224H192ZM9 224V225H8ZM151 224L149 226H151ZM164 224V225H163ZM185 224V225H184ZM198 224V225H197ZM46 225V226H45ZM53 226V228L51 229V227ZM61 225V226H60ZM63 225H67V227L65 228ZM71 225H76V227L71 226ZM121 225V226H120ZM160 225V226H158ZM168 225V227L170 229H172V232L170 229H168V227H166ZM220 225V226H219ZM7 226V227H6ZM59 226V227H58ZM63 226V227H62ZM111 226V227H110ZM115 228H113V227ZM165 226V229H164ZM171 226V227H170ZM174 226L176 228H174ZM55 227V228H54ZM58 227V228H56ZM62 227V229H61ZM111 229H110V228ZM162 227V228H161ZM178 227L180 229V232H184L185 235H183L182 233L178 235L177 231ZM219 227V229H218ZM11 228V229H9ZM78 228V229H77ZM183 228L185 230H183ZM221 228V229H220ZM56 229V230H54ZM66 229V230H63ZM68 229V230H67ZM74 229V230H73ZM118 229V230H117ZM154 229V230H153ZM168 229V230H167ZM176 229V230H175ZM196 229V230H195ZM211 229V230H210ZM11 230V231H10ZM53 230V231H52ZM103 230V229H102ZM110 230V231H109ZM160 230V231H159ZM167 230L166 233L163 231ZM182 230V231H181ZM56 231V232H55ZM58 231V232H57ZM76 231L78 233H80L78 235V233H76ZM80 231V232H79ZM109 231V233H111V235L109 234L106 238L105 233H107ZM112 231H117L112 232ZM120 231V233H119ZM122 231V232H121ZM144 233H143V232ZM154 231V232H152ZM157 231V232H156ZM175 233H174V232ZM188 231V237L186 235V232ZM189 231H190V235H189ZM219 231V232H218ZM52 232V234L50 233ZM66 234H64V233ZM71 232V234L69 233ZM73 232V233H72ZM77 234L75 235L74 234ZM80 238L81 235H83ZM156 232V233H155ZM193 232V233H192ZM197 232V233H196ZM214 232V233H213ZM221 232V233H220ZM5 233V234H4ZM50 233V234H49ZM58 237H57V234ZM63 233V235L61 236L60 234ZM114 233V234H113ZM123 233V235L121 234ZM155 233V234H154ZM165 233V234H164ZM169 235H168V234ZM174 233V234H173ZM4 234V235H3ZM11 234V235H10ZM56 234V235H55ZM104 234V235H103ZM113 234V236H112ZM125 234V235H124ZM168 235V237L170 238V234H171V239L167 238V235L164 237V235ZM173 234V235H172ZM221 234V235H220ZM51 235V237H50ZM55 235V236H54ZM60 235V236H59ZM65 235V236H64ZM75 235V236H74ZM175 235V236H174ZM226 235V236H225ZM53 236V237H52ZM72 236V237H71ZM119 236V237H118ZM127 236V237H126ZM174 236V237H173ZM177 236V238H176ZM191 236V237H190ZM86 237V239L84 238ZM91 237V238H90ZM104 237V238H102ZM125 237V238H124ZM134 237L136 238L134 240ZM179 237V239H178ZM181 237V238H180ZM6 238V239H5ZM51 238V239H50ZM84 238V239H83ZM90 238V239H89ZM113 238V240H112ZM115 238V239H114ZM120 238V239H119ZM153 238V239H152ZM167 238V239H165ZM72 239V240H71ZM77 239V240H76ZM90 241H89V240ZM117 239V240H116ZM132 239V240H130ZM177 239V240H176ZM70 240L73 241L70 243ZM76 240V243L74 242ZM83 240V241H82ZM88 240V242H87ZM121 240V241H120ZM124 240V241H123ZM130 240V244L129 241ZM134 240V241H133ZM258 240V242H256ZM52 241V240H51ZM50 241V242H51ZM79 241H81V246H77V244L79 243ZM106 241V242H105ZM108 241V243H107ZM112 243H111V242ZM132 241V242H131ZM147 241V242H146ZM201 241V242H200ZM86 242V243H85ZM91 244H90V243ZM117 244H116V243ZM128 242V243H127ZM134 242V243H133ZM160 242V243H159ZM58 243H61L59 246H56ZM74 244V246L70 245V244ZM79 243V244H80ZM84 243V244H83ZM90 245H89V244ZM108 245H107V244ZM114 243V245H112ZM127 243V244H126ZM171 243V244H170ZM55 244V245H53ZM78 244V245H79ZM87 246H86V245ZM106 244V245H105ZM121 247H119L120 245ZM125 246H124V245ZM147 244V246H146ZM163 244V245H162ZM67 246V249L64 248V246ZM70 245V247L68 248V246ZM167 247H166V246ZM58 247V248H54V247ZM112 246V247H111ZM118 246V247H116ZM132 247L131 250L130 247ZM74 247V248H72ZM80 247V249H78ZM89 247V248H88ZM126 247V248H125ZM135 247V249H134ZM149 247V248H148ZM151 247V248H150ZM178 247V248H177ZM183 247V248H182ZM250 247V248H249ZM53 248V249H52ZM64 248V250H63ZM72 248V254L70 253V249ZM88 248V249H87ZM99 249L98 251L96 249ZM102 248V249H101ZM105 248V249H104ZM108 248V250L106 251V249ZM114 248V250H113ZM121 248V249H120ZM165 248V249H164ZM62 249V250H61ZM75 249V250H74ZM118 249V251H117ZM126 249V250H124ZM152 249V250H151ZM172 249V250H171ZM0 250V255H1V251ZM67 252H62V251H66ZM74 250V252H73ZM147 250V251H146ZM174 250V251H173ZM253 250V252L251 251ZM87 251V252H86ZM114 251V252H113ZM251 251V253H250ZM69 252V253H68ZM129 252V253H128ZM249 254H248V253ZM55 253V252H54ZM74 253V254H73ZM120 253V254H119ZM262 253V254H261ZM53 254V253H52ZM112 254V257L110 256ZM116 256H114V255ZM127 254V256L125 255ZM129 254V255H128ZM228 254V256H227ZM86 255V256H85ZM135 258H132V256ZM136 255V256H135ZM146 257H145V256ZM207 255V256H206ZM259 255V256H258ZM53 256V255H52ZM95 256V257H94ZM131 257L133 260H130ZM138 256V257H137ZM160 256V258H159ZM169 256V257H168ZM180 256V257H179ZM201 256V257H200ZM1 257V256H0ZM62 257V258H60ZM67 261H66V259ZM70 257V258H69ZM86 257V259H85ZM118 257V259H117ZM123 257V258H122ZM125 257V258H124ZM141 257V258H140ZM145 257V258H143ZM150 257V258H149ZM2 258V257H1ZM60 258V260H59ZM72 258V260H70ZM112 258V259H111ZM116 258V259H115ZM122 260H120V259ZM128 258V260H127ZM154 258V259H153ZM157 258V259H156ZM175 258V259H174ZM203 258V259H202ZM7 260L8 264H17V262H13L11 261L12 259H8V258H4ZM54 259V260H53ZM64 261H61L63 260ZM101 259V257H100ZM100 259L97 257L96 260L100 261ZM145 259V260H143ZM148 259V260H147ZM162 259L164 260V262L162 261ZM10 260V261H9ZM92 260V261H91ZM107 260V261H106ZM116 260V261H115ZM119 260V261H118ZM157 260V261H156ZM61 261V262H60ZM71 261V263H70ZM104 261V262H103ZM114 261V262H113ZM118 261V262H117ZM123 261V262H122ZM130 261V262H129ZM144 261V262H143ZM147 261V262H146ZM173 261V262H172ZM60 262V263H59ZM100 262V263H101ZM109 262V263H107ZM168 262V263H167ZM217 262V263H216ZM222 262V263H221Z\"/></svg>","mask_w":264,"mask_h":264},{"label":"bare ground","instance_id":"2","mask_svg":"<svg viewBox=\"0 0 264 264\" xmlns=\"http://www.w3.org/2000/svg\"><path fill=\"white\" fill-rule=\"evenodd\" d=\"M2 1V0H1ZM9 1V0H8ZM18 2H19V0H17ZM37 1H39V0H36V2ZM52 1V0H51ZM57 1V0H56ZM138 1V0H137ZM140 2H142L141 4H142V8H143V10H144V16H146L145 15V12L148 14V18H149V16H150V18H153V19H156V20H158V21H156V20H154V21H156V24L159 22V24L161 23V22H163V23H165L166 25H170L171 27H175L176 29V31H177V28L179 29V25L181 24V18H183L182 16H185V15H183L182 14V12H181V3H182V1L181 0H152L151 2H150V0H146V2H145V0L144 1H142V0H139ZM147 1H149L150 3H148ZM186 1V0H185ZM190 1V0H189ZM188 1V2H189ZM197 1H199V0H197ZM214 1V0H213ZM228 1V0H227ZM230 1V0H229ZM231 1H233V0H231ZM235 1H238V0H235ZM253 1V0H252ZM256 1V0H255ZM22 2V1H21ZM29 2V1H28ZM49 2H50V0H49ZM53 2H55V0L53 1ZM58 3H55V5H56V7H58V4L60 5L59 7H61L63 10H65V11H63L64 12V20H66L67 22H65V23H67V24H69L68 26L70 27H68L69 29H71V31L69 30V32H71V33H73V34H71L70 36H73V37H75L74 38V44H72L74 47H76V49H75V51L77 50V52H78V58L80 57V59L77 61L78 63H77V65H76V67H74L73 66V69L74 68H76V70H77V72L75 73V75H73L74 77H72L71 76V73H70V75H69V73L68 74H61L62 76H61V78H62V80L63 79H65L67 82H65L66 84L67 83H73V86L72 85H70L68 88L66 87V84H65V86H64V84L62 85V87L60 86L61 84L59 83V87H56V86H54L53 88H50L49 89V87H51V86H47V89L46 90H39V89H34L35 90V94H40V93H43L44 94V104H45V107H46V109L48 110V112H49V114H50V116H51V118H50V120L52 121L53 120V122H51V123H53V124H55V126L53 125V129L51 130V136H52V139L55 141V144H56V148H57V150L58 151H62L63 150V147H65V150H66V157H64L63 156V154H62V152H61V159L60 160H62L61 162H64L65 163V161H66V163H68V164H70L71 165V167H70V169H72V168H75L74 170L76 171L77 170V173H76V175H77V178L76 179H78V181L76 180H74L73 181V177H71V178H69L67 181H69V182H65V186L63 185L64 183H62V185H61V191H60V193H61V195L63 196V198L62 199H67V207H66V210H65V217H67L68 215H67V213H68V211H67V209H68V207H69V210L70 209H72V206L73 205H76L77 204V197L79 196V192H78V187H81V188H83V190L85 191V193L87 194L88 193V195H89V200H90V203H93V202H91V201H94V202H98L97 203V205L99 204V203H103L104 201H106V202H104L105 204H106V206L107 207H104L105 205H103V206H99V207H97V209H96V211L98 210L99 211V209H101V210H103L102 212H103V214L105 215V217L106 218H115V219H117L118 220V222H120L121 224H122V226L124 227V231H125V234L126 233H128V234H130V233H132V236H134V232H136V230L137 229H139V228H141L142 230H148V228L149 227H151V228H153L154 226H156L157 227V225L155 224V223H157V222H154L153 220H154V218H155V221H160V220H162L163 219V221H164V223H165V221H167L166 219H168V223H170L169 222V220H170V218L172 219V218H174L175 219V217H174V214L172 213H170V215H172V216H170L169 214H168V212H166V211H170V210H167V209H169V208H172V207H170L169 205H171V206H173V209L175 208H177V207H174V205L172 204L173 203V201L175 200V199H177V198H175V196L177 197V195H175L174 193V197L172 196L173 194H172V192H169L168 191V189L170 188V189H172L173 188V186H172V188L170 187V185H169V181H170V183L171 182H173V184H174V182L175 181H173L172 179L174 178V177H176V175H174V172H173V170H171V168H172V166H174V165H176V167H177V164L179 163L180 165H182L183 163H182V161L185 159V158H180L179 160L178 159H176V157H173L170 153H168L167 151H168V148H167V145H165V142H164V140L166 141V139H164L163 138V136H162V134H164L165 135V133L164 132H162V129L163 128H161V126H162V124L161 123H163V122H161L160 123V119L162 118H160V113H159V111L160 110H157L156 108H159L160 106L161 107H163L162 105L163 104H161L160 106H158V107H156V106H154V105H156L157 103L159 104V101H161V103H162V99H163V96L162 95H164L163 93L166 91V87H167V82H165L164 83V78H166L165 76H164V74L163 73H161L160 71H163V69L162 68H159V67H157V68H159V70L158 69H151V67H146V66H149L147 63V65L146 66H144V64H141L142 62H144L143 60L144 59H142V62L141 63H139V60H137V59H140L141 60V56L142 55H138L136 52V54L138 55V56H140V58H138L137 57V59H134V58H136L135 57V55L132 53V52H134V49H136L137 47H131V45H136L135 43H130L131 41H132V39L133 40H135L134 38H132V35L131 36H129V34L130 33H132V29L134 30V26H133V16L135 15L134 13H135V9H138L139 7H140V5H139V3L140 2H138V4H136V5H139V7L138 8H136L137 6L136 5H134L135 3H134V0H58L57 1ZM5 3V2H4ZM20 3V2H19ZM32 3V2H31ZM45 3H47V2H45ZM200 3V2H199ZM202 3H204V2H202ZM202 3H201V5H202ZM215 3V2H214ZM264 3V2H263ZM15 4L16 3H14L13 2V5L15 6ZM18 4V3H17ZM40 4V3H39ZM187 4V3H186ZM188 4H190V3H188ZM218 4V3H217ZM221 4V3H220ZM245 4V3H244ZM258 4V3H257ZM8 5H9V3H8ZM12 5V6H13ZM36 5V4H35ZM46 5V4H45ZM52 5V4H51ZM185 4H183L182 6H184ZM227 5H229V4H227ZM231 5H233V3L231 4ZM254 5V4H253ZM2 6V5H1ZM7 6V5H6ZM25 6V5H24ZM37 6H39V5H37ZM36 6V7H37ZM42 6V5H41ZM136 6V7H135ZM186 6V5H185ZM191 6V5H190ZM215 6V5H214ZM249 6V5H248ZM30 7H32V6H30ZM43 7V6H42ZM49 7H50V5H49ZM201 7V6H200ZM207 7V6H206ZM1 8V7H0ZM3 8V7H2ZM8 8V7H7ZM7 8H6V10H7ZM11 8V7H10ZM186 8H187V6H186ZM189 8V7H188ZM199 8V7H198ZM202 8V7H201ZM232 8V7H231ZM37 9V8H36ZM47 9H49V8H47ZM58 9V8H57ZM140 9V8H139ZM194 9H196V8H194ZM204 9V8H203ZM256 9V8H255ZM262 9V8H261ZM15 10V9H14ZM18 10H19V8H18ZM28 10V9H27ZM31 10V9H30ZM43 10V9H42ZM46 10V9H45ZM44 10V11H45ZM60 11H61V9H59ZM197 10V9H196ZM195 10V11H196ZM216 10V9H215ZM221 10V9H220ZM229 10V9H228ZM1 11V10H0ZM8 11V10H7ZM21 11V10H20ZM19 11V12H20ZM33 11V10H32ZM37 11V10H36ZM55 11H56V9H55ZM54 11V12H55ZM140 11L141 10H136V12H139L140 13ZM206 11V10H205ZM213 11V10H212ZM16 12V11H15ZM18 12V13H19ZM51 12V11H50ZM134 12V13H133ZM193 12V11H192ZM9 13V12H8ZM23 13V12H22ZM30 13V12H29ZM28 13V14H29ZM139 13H138V15H139ZM141 13H143V11L141 12ZM190 13H191V11H190ZM195 13V12H194ZM4 14V13H3ZM13 14V13H12ZM15 14V15H14ZM13 15H14V17L16 16V13H14ZM20 14V13H19ZM24 14V13H23ZM49 14V13H48ZM53 14V13H52ZM58 14H60V13H58L57 12V15ZM133 14V15H132ZM186 14H187V12H186ZM195 14H197V13H195ZM213 14V13H212ZM217 14V13H216ZM0 15H1V13H0ZM9 15H10V13H9ZM26 14H24V16H25ZM29 15H31L30 16V18H29V22H27L29 25H30V27L29 28H32L33 30L32 31H34V32H36L34 29H36L37 27L35 26V24L37 25V22L35 21V24H34V15L33 14H29ZM42 15V14H41ZM45 14H43V16H44ZM51 15V14H50ZM50 15H47V16H49L50 17ZM137 15V14H136ZM182 15V16H181ZM203 15V14H202ZM207 15V14H206ZM222 15V14H221ZM4 16V15H3ZM12 16V15H11ZM20 16H23V15H20ZM40 16V15H39ZM60 16H61V14H60ZM63 16V15H62ZM130 16H132V17H130ZM189 16V15H188ZM199 16V15H198ZM131 19H130V18ZM135 17V16H134ZM137 17V16H136ZM135 17V18H136ZM139 17V16H138ZM137 17V18H138ZM140 17H142L141 16V14H140ZM5 18V17H4ZM18 18V17H17ZM35 18H37V17H35ZM48 18V17H47ZM51 18H54V16L52 15V17ZM128 18L130 19V20H132L131 22H130V20L128 21ZM134 18V20H136ZM144 18V17H143ZM145 18H147V16L145 17ZM144 18V19H145ZM148 18H147V20H148ZM188 18V17H187ZM186 18V19H187ZM219 18V17H218ZM6 19V18H5ZM25 19V18H24ZM28 19V18H27ZM46 19V18H45ZM49 19V18H48ZM47 19V20H48ZM57 19V18H56ZM127 19V20H126ZM153 19H152V21H153ZM190 19H191V17H190ZM190 19H189V21H190ZM201 19V18H200ZM14 20V19H13ZM46 20V21H47ZM52 20V19H51ZM51 20H49V21H51ZM59 20H60V18H59ZM62 20V19H61ZM139 22H138V20H137V22H138V24L141 22L142 23V21H141V19L139 18ZM143 20V19H142ZM147 20H146V22H147ZM150 20V19H149ZM148 20V21H149ZM206 20V19H205ZM210 20V19H209ZM6 21V20H5ZM17 21V20H16ZM19 21H21V20H19ZM27 21V20H26ZM152 21H149V22H151V23H149V25H153V26H155V28H158V27H160V25L158 26V27H156V24H154ZM187 21V23L189 22L188 20H186ZM193 21H195V20H193ZM207 21V20H206ZM223 21V20H222ZM2 22V21H1ZM10 22V21H9ZM9 22H5V24H6V26H3V25H0V36L1 37H4V38H9L10 40H14V38L16 37V33L17 32H15V30H16V27L14 26V24L12 25V24H9ZM12 22V21H11ZM22 22H25V21H22ZM43 22V21H42ZM48 22V21H47ZM53 22V21H52ZM64 22V21H63ZM144 22V21H143ZM199 22V21H198ZM253 22V21H252ZM12 23H14V22H12ZM61 23V22H60ZM134 23H136V22H134ZM224 23V22H223ZM0 24H2V23H0ZM4 24V23H3ZM4 24V25H5ZM16 24V23H15ZM19 24V23H18ZM28 24H27V27H28ZM40 24H42V23H40ZM45 24H47V23H45ZM50 24H52L51 22H50ZM62 24V23H61ZM132 24V25H131ZM137 24V26H139ZM146 23H144V25H145ZM189 24H190V22H189ZM188 24V25H189ZM192 24V23H191ZM211 24H212V22H211ZM26 25V24H25ZM56 25V24H55ZM58 25H59V23H58ZM148 24H146V27H148L147 26ZM152 25L151 26H149V27H152ZM182 25V24H181ZM193 25V24H192ZM220 25H221V23H220ZM231 25V24H230ZM34 26L36 27V28H34ZM53 26V25H52ZM51 26V27H52ZM131 26H133V27H131ZM143 26V25H142ZM141 26V27H142ZM162 26H164V24L162 25L161 24V27ZM183 26V25H182ZM196 26V25H195ZM218 26V25H217ZM225 26V25H224ZM15 27V28H14ZM18 27V26H17ZM21 28H22V26H20ZM24 27H26V26H24ZM43 27V26H42ZM48 27H49V25H48ZM171 27H168V28H164V27H162L163 29H169V32H170V30H171ZM264 27V26H263ZM50 28V27H49ZM56 28H57V26H56ZM55 28V29H56ZM137 28V27H136ZM135 28V29H136ZM140 28V26L138 27V29ZM145 28V27H144ZM40 29H42V28H40ZM39 29V30H40ZM46 29V28H45ZM48 29V28H47ZM54 29V28H53ZM146 29V28H145ZM150 29V28H149ZM148 29V30H149ZM173 29V28H172ZM208 29H209V27H208ZM231 29V28H230ZM18 30H20V29H18ZM24 30V29H23ZM37 30V29H36ZM44 30V29H43ZM50 30H51V28H50ZM141 30V29H140ZM162 30V29H161ZM198 30V29H197ZM156 32H157V30H155ZM159 31H160V29L158 30V33H159ZM164 31V30H163ZM163 31H161V32H163ZM173 31V30H172ZM211 31V30H210ZM221 31V28H220V30H219V32ZM24 32V31H23ZM27 32V31H26ZM56 31H54V33H55ZM59 32V31H58ZM60 32H62V30L60 31ZM136 32V31H135ZM134 31H133V33H135ZM138 32H140V31H137V34H138ZM203 32V31H202ZM222 32L223 33H225L223 30H222ZM235 32V31H234ZM19 33V32H18ZM25 33V32H24ZM24 33H22V34H24ZM37 33H39L38 32V30H37ZM36 33V34H37ZM57 33V32H56ZM65 33V32H64ZM68 33V32H67ZM175 32H171V34H174ZM178 33V32H177ZM177 33H175V34H177ZM190 33V32H189ZM204 33H205V30H204ZM226 33H228V31H226ZM21 34V33H20ZM47 34H49V33H47ZM145 34H146V32H145ZM145 34H143V33H141V35H145ZM164 34V33H163ZM170 34V33H169ZM179 34V33H178ZM199 34V33H198ZM203 34V33H202ZM217 34V33H216ZM229 34V33H228ZM15 35V36H14ZM18 35V34H17ZM32 35V34H31ZM33 35H34V33H33ZM32 35V37L34 38V36ZM43 35H44V32H43ZM50 35H51V32H50ZM50 35H48V36H50ZM55 35V34H54ZM58 35H61L60 37H62V34H58ZM68 35V34H67ZM151 35V34H150ZM213 35H214V33H213ZM227 35V34H226ZM264 35V34H263ZM20 36H23V35H20ZM26 36V35H25ZM24 36V37H25ZM28 36V35H27ZM36 36H38V35H36ZM51 36H53V34L51 35ZM56 36H57V34H56ZM63 36H65V34L63 35ZM123 36V37H122ZM124 36H129L130 38H131V41L130 42H128L130 39H128L127 37H125L124 38ZM142 36V37H143ZM147 36V35H146ZM145 36V37H146ZM170 36V35H169ZM249 36V35H248ZM14 37V38H13ZM23 37V38H24ZM42 37H45V36H42ZM68 37V36H67ZM118 37H122L123 39H127V41H121V40H123L122 38L121 39H119ZM133 37H135L136 38V35L134 36L133 35ZM138 37V36H137ZM180 37V36H179ZM203 37V36H202ZM206 37V36H205ZM220 37V36H219ZM228 37V36H227ZM13 38V39H12ZM19 39H21L20 37H18ZM17 38V39H18ZM41 38V37H40ZM39 38V39H40ZM55 38H57V37H55ZM63 38V37H62ZM118 38V39H117ZM174 38H175V36H174ZM186 38H187V36H186ZM210 38H212V37H210ZM224 38V37H223ZM263 38V37H262ZM17 39H15V40H17ZM27 39H28V37H27ZM26 39V40H27ZM37 39V38H36ZM44 39V38H43ZM53 39V38H52ZM52 39H51V41H52ZM58 39H61V38H58ZM67 39V38H66ZM69 39H71V37L69 38ZM166 39H168V38H166ZM194 39H196V38H194ZM202 39V38H201ZM24 40V39H23ZM34 39H32L31 41H33ZM63 40V39H62ZM118 40H120L121 41V43L119 44V47H118V44H116L117 42H119ZM148 40H149V38H148ZM152 40V39H151ZM172 40H174V39H172ZM177 40V39H176ZM179 40V39H178ZM1 41V40H0ZM19 41H22V40H19ZM42 41V40H41ZM41 41H37V42H41ZM44 41V40H43ZM49 41V40H48ZM53 41L55 42V40L53 39ZM59 41V40H58ZM57 41V42H58ZM64 41V40H63ZM71 41H73V38H72V40ZM145 41V40H144ZM160 41V40H159ZM166 41H168V40H166ZM175 41V40H174ZM217 41V40H216ZM14 42H16V41H14ZM18 42V41H17ZM36 42V43H37ZM57 42H55V43H57ZM60 42V41H59ZM62 42V41H61ZM60 42V43H61ZM66 42H68V40L66 41ZM126 44L127 42L130 44H128L133 50H132V52L130 51V50H128L129 48H128V46L127 45H124V46H120L121 44ZM126 42V43H125ZM134 42V41H133ZM150 42V41H149ZM152 42V41H151ZM173 42V41H172ZM177 41H175V43H176ZM26 43H27V41H26ZM26 43H24V44H26ZM168 43V42H167ZM260 43H262V41L260 42ZM5 44V43H4ZM13 44V43H12ZM16 44V43H15ZM45 44H47V42L45 43ZM49 44H51V43H49ZM52 44H54L53 42H52ZM51 44V45H52ZM57 44H59V43H57ZM63 44V43H62ZM160 44H161V42H160ZM166 44V43H165ZM174 44V43H173ZM172 44V45H173ZM177 44V43H176ZM175 44V45H176ZM195 44V43H194ZM263 44H264V42H263ZM1 45V44H0ZM7 45V44H6ZM48 45V44H47ZM49 45L48 47H46L45 49H43V47H42V44L40 45V44H38V45H35L34 44V42L32 43H30L29 42V44H26L24 47H26L25 49H26V51H27V53H28V57H29V59L27 60V62H30V63H32V65L34 66V64H35V62H34V58L36 59V61L38 60L37 58H39V57H41V61H43V62H46L47 60H52V62H53V60H56L55 61V64H56V62H59L58 61V57L60 56H58V54L59 53H64V52H62V51H64L66 48H69V46L68 47H66L67 45H64L66 48L64 49V50H62L63 48H64V46H63V48L62 49H60V45H55L54 44V46L52 45ZM71 45V46H72ZM140 45V44H139ZM148 45V44H147ZM147 45H144V47H146ZM150 46H151V44H149ZM190 45V44H189ZM219 45V44H218ZM46 46V45H45ZM72 46V48H73V51H74V47ZM142 46V45H141ZM153 46V45H152ZM156 46V45H155ZM154 46V47H155ZM160 46V45H159ZM166 46V45H165ZM178 45H176V47H177ZM138 47H140V46H138ZM164 47V46H163ZM172 47V46H171ZM191 47V46H190ZM261 47V46H260ZM1 48V47H0ZM10 48V50H11V48L14 50V49H16V52L17 51H20L21 52V50H23V49H21L22 47H20V44H17V46H10L9 47ZM128 48V49H127ZM130 48V49H131ZM161 48V47H160ZM173 48V47H172ZM175 48V47H174ZM181 48H183V47H181ZM202 48V47H201ZM216 48H217V46H216ZM261 48H263V47H261ZM2 50H3V46H2V48H1ZM0 49V50H1ZM24 49V50H25ZM127 49V50H126ZM151 49V48H150ZM157 49V48H156ZM221 49V48H220ZM264 49V48H263ZM1 50V51H2ZM60 50H61V52H60ZM69 50V49H68ZM71 50V49H70ZM139 50V49H138ZM165 50V49H164ZM168 50V49H167ZM4 51H5V49H4ZM74 51V52H75ZM129 51V53H128V55H130L131 57H129L128 55H126L127 53L126 52H128ZM170 51H171V48H170ZM13 52H15V50L13 51ZM138 52V51H137ZM152 52V51H151ZM156 52V51H155ZM175 52V51H174ZM184 52V51H183ZM3 53V52H2ZM9 53H11V52H9ZM70 53V52H69ZM76 53V52H75ZM126 53V54H125ZM143 53V52H142ZM144 53H145V51H144ZM146 53H147V51H146ZM173 53V52H172ZM171 53V54H172ZM215 53V52H214ZM11 54H13V53H11ZM19 54V53H18ZM71 54V53H70ZM77 54V53H76ZM131 54H133V55H131ZM149 54V53H148ZM161 54V53H160ZM165 54L167 55V52H165ZM169 54V53H168ZM173 54H175V53H173ZM179 54V53H178ZM177 54V55H178ZM264 54V53H263ZM3 55V54H2ZM7 55V54H6ZM14 55H16V54H14ZM73 55V54H72ZM72 55H71V57H72ZM147 55V54H146ZM159 55V54H158ZM170 55V54H169ZM183 55V54H182ZM203 55V54H202ZM58 56V57H57ZM174 56V55H173ZM184 56V55H183ZM6 57V56H5ZM15 57H20V55L19 56H15ZM61 57H63L62 55H61ZM61 57H59V58H61ZM133 57V58H132ZM151 57V56H150ZM164 57H165V55H164ZM167 57H169L168 55H167ZM195 57V56H194ZM9 58L11 59V57L9 56ZM14 58V57H13ZM67 58H69V57H67ZM75 58V57H74ZM77 58V59H78ZM143 58V57H142ZM162 58V57H161ZM161 58H160V60H161ZM173 58V57H172ZM179 58V57H178ZM20 59V58H19ZM66 59V58H65ZM149 59V58H148ZM147 59V60H148ZM158 59V58H157ZM234 59V58H233ZM3 60H6V59H3ZM60 60V59H59ZM75 60V59H74ZM170 60V59H169ZM7 61V60H6ZM10 61V60H9ZM20 61V60H19ZM18 61V62H19ZM65 61V60H64ZM80 61V62H79ZM162 61H163V58H162ZM173 60H171V63H173L172 62ZM181 61V60H180ZM1 63H2V61H0ZM8 62V61H7ZM11 62V61H10ZM17 62V61H16ZM18 62H17V64H18ZM22 62V61H21ZM61 62V61H60ZM59 62V63H60ZM67 62V61H66ZM74 62V61H73ZM170 62V61H169ZM234 62V61H233ZM259 62V61H258ZM261 62H263V61H261ZM1 63H0V66H1ZM30 63H28V65H30ZM37 63V62H36ZM62 63V62H61ZM71 63V62H70ZM75 64H76V62H74ZM160 63V62H159ZM161 63H163V62H161ZM184 63V62H183ZM237 63V62H236ZM9 64V63H8ZM12 64H14V62L12 63ZM16 64V65H17ZM20 64V63H19ZM63 64V63H62ZM65 64V63H64ZM75 64H73V65H75ZM153 64V63H152ZM164 64V63H163ZM162 64V65H163ZM11 65V64H10ZM23 65V64H22ZM36 65V64H35ZM66 65V64H65ZM69 65V64H68ZM67 65V66H68ZM159 65V64H158ZM161 64L159 65V66H162ZM166 65V64H165ZM170 65V64H169ZM172 65V64H171ZM184 65H185V63H184ZM210 65H211V63H210ZM237 65V64H236ZM261 65V64H260ZM64 66V65H63ZM157 66V65H156ZM183 66V65H182ZM188 66V65H187ZM37 67V66H36ZM51 67V66H50ZM57 67H58V69H60L59 68V66L57 65ZM65 67V66H64ZM163 67V66H162ZM167 67V66H166ZM178 67V66H177ZM225 67V66H224ZM17 68H18V65H17ZM27 68V67H26ZM31 68V67H30ZM30 68L28 69V70H30ZM46 68V67H45ZM52 68V67H51ZM55 68V67H54ZM68 68V67H67ZM72 68V67H71ZM151 70H150V69ZM168 68V70L170 69V67L168 66L167 67ZM179 68V67H178ZM214 68V67H213ZM241 68V67H240ZM49 69V68H48ZM47 69V70H48ZM53 69V68H52ZM56 69V68H55ZM68 69H70V67L68 68ZM72 69V70H73ZM188 69V68H187ZM186 69V70H187ZM221 69V68H220ZM220 69H219V71H220ZM229 69V68H228ZM235 69V68H234ZM237 69V68H236ZM16 70H18V69H16ZM22 70V69H21ZM71 70V69H70ZM71 70V71H72ZM75 70V69H74ZM73 70V71H74ZM75 70V71H76ZM167 70V71H168ZM171 70V69H170ZM180 70V69H179ZM183 70H184V68H183ZM206 70V69H205ZM2 71V70H1ZM4 71V70H3ZM52 71H54V70H52ZM56 71H57V69H56ZM59 71V70H58ZM67 70H65V71H60V73L61 72H63V73H65ZM72 71V72H73ZM126 71H129L130 72V75H132V76H134L133 77V79L135 78V79H137L138 78V80L141 82V80H142V78H143V82H142V84L141 83H139V82H135V84L133 85V83H130L129 81L130 80H127L124 76H126L127 75V73H129V72H126ZM175 71V70H174ZM182 71V70H181ZM218 71V70H217ZM14 72V71H13ZM31 72H32V70H31ZM132 72V73H131ZM164 72V71H163ZM186 72V71H185ZM199 72V71H198ZM221 72V71H220ZM220 72H219V74H220ZM17 73V72H16ZM18 73H19V71H18ZM29 73V75H27L28 77L30 76V71L28 72ZM33 73V72H32ZM45 73H46V71H45ZM60 73H59V76H60ZM222 73V72H221ZM243 73V72H242ZM0 74H1V72H0ZM7 74H9V76L12 74V71L11 70H9L8 72H7ZM6 74V75H7ZM20 74V73H19ZM25 74V73H24ZM46 74H48L47 75V79L51 76L52 78H58L59 76L57 75V72H49V73H46ZM46 74H44V75H46ZM176 74V73H175ZM175 74H174V76H175ZM2 75V74H1ZM0 75V76H1ZM33 75V74H32ZM31 75V76H32ZM54 75H57L58 77H53ZM168 75V74H167ZM166 75V76H167ZM172 75V74H171ZM170 75V76H171ZM177 75V74H176ZM181 75V74H180ZM179 75V76H180ZM197 75V74H196ZM3 76V75H2ZM13 76H14V74H13ZM23 76V75H22ZM26 76V75H25ZM128 76V75H127ZM126 76V77H127ZM132 76H129V77H132ZM148 76H150L151 77V79H152V82H153V85L155 84V86H156V90L154 89V87H153V89L155 90L154 92L153 91H151V92H149V90H148V85L147 84H149V82H150V80H148L147 81V78H149ZM173 76V75H172ZM178 76V77H179ZM182 76H183V74H182ZM3 77H5V76H3ZM18 77H19V75H18ZM28 77H26V78H28ZM46 77V76H45ZM177 77V78H178ZM213 77V76H212ZM16 78V77H15ZM22 78V77H21ZM24 78V77H23ZM52 78H50V80L52 79ZM61 78H60V81H61ZM241 78V77H240ZM4 79V78H3ZM7 79H9V78H7ZM30 79V78H29ZM123 79V80H122ZM124 79H126L127 81H128V83L126 84V80L124 81ZM128 79H130V78H128ZM132 78H131V80L132 81H134ZM182 79V78H181ZM227 79V78H226ZM229 79V78H228ZM12 80V79H11ZM56 81H54L53 79H52V81H54V83L55 82H57V80L58 79H55ZM166 80V79H165ZM170 80V79H169ZM172 80V79H171ZM170 80V81H171ZM175 80V79H174ZM178 80V79H177ZM212 80V79H211ZM235 80V79H234ZM234 80H232V81H234ZM1 81V80H0ZM16 81V80H15ZM42 81V80H41ZM59 81V82H60ZM136 81V80H135ZM205 81V80H204ZM225 81V80H224ZM242 81V80H241ZM245 81V80H244ZM3 82H4V80H3ZM2 82V83H3ZM22 82H23V79H22ZM21 82V83H22ZM32 83V80L30 81H28L27 80V83H28V88L30 87V83ZM122 82H124L125 83V85H124V83L122 84ZM148 82V83H147ZM151 82V83H152ZM174 82V81H173ZM172 81H171V83L169 82V84H172L173 83ZM198 82V81H197ZM16 83H18V82H16ZM62 83V82H61ZM150 83V84H151ZM174 83H176V81L174 82ZM217 83V82H216ZM224 83V82H223ZM9 84V83H8ZM11 84V83H10ZM20 84V83H19ZM25 84V86H26V83H24ZM40 84V83H39ZM44 84V85H43ZM42 85L46 88V85H45V83H43ZM56 84V83H55ZM140 86H139V85ZM177 84V83H176ZM175 84V85H176ZM192 84V83H191ZM235 84V83H234ZM234 84H232V85H234ZM7 85V84H6ZM12 85V84H11ZM23 85V84H22ZM57 86H58V83L56 84ZM68 85V84H67ZM135 86V85H137L136 87H139V88H141V89H144L143 90V92L140 90V89H137V88H132L133 86ZM152 85V84H151ZM152 85V86H153ZM179 85V84H178ZM227 85V84H226ZM236 85V84H235ZM0 86H2L1 84H0ZM40 86H41V84H40ZM39 86V87H40ZM53 86V85H52ZM152 86H149V87H151L152 88ZM177 86V85H176ZM180 86V85H179ZM190 86V85H189ZM209 86V85H208ZM207 86V87H208ZM220 86V85H219ZM2 87H4V86H2ZM6 87V86H5ZM16 87V86H15ZM21 87V86H20ZM23 87V86H22ZM173 87V86H172ZM178 87V86H177ZM192 87V86H191ZM225 87V86H224ZM228 87V86H227ZM233 87V86H232ZM238 87V86H237ZM10 88H12V87H10ZM28 88H26V89H28ZM150 88V89H151ZM168 89H170L171 88V85H170V87H167ZM174 88V87H173ZM176 88V87H175ZM180 87H178V88H176V91L179 89ZM182 88V87H181ZM242 88V87H241ZM5 89V88H4ZM9 89V88H8ZM42 89V88H41ZM44 89V88H43ZM134 89V93H136L137 92V94L139 93L138 91H141L142 92V94H141V98H143V100H142V102H138V100H136L137 98L139 99V101H140V98L138 97V95H136V94H134L133 92H132V90ZM137 89V90H136ZM147 89V90H146ZM216 89V88H215ZM230 89V88H229ZM228 89V90H229ZM236 89V88H235ZM1 90V89H0ZM7 90V89H6ZM12 90V89H11ZM131 90V91H130ZM171 90V89H170ZM173 90H175V89H173ZM172 90V91H173ZM208 90V89H207ZM219 90V89H218ZM243 90V89H242ZM16 91H18L17 89H16ZM31 91V90H30ZM179 91H180V89H179ZM216 91H217V89H216ZM1 92H3V91H1ZM13 92V91H12ZM130 92V94L132 93V95H127L126 93H129ZM174 92V91H173ZM239 92V91H238ZM4 93V92H3ZM6 93V92H5ZM17 93V92H16ZM33 93V92H32ZM233 93V92H232ZM236 93V92H235ZM234 93V94H235ZM21 94V93H20ZM19 94V95H20ZM42 94V95H43ZM124 94H126V95H124ZM140 94V93H139ZM239 94V93H238ZM12 95V94H11ZM18 95V94H17ZM22 95V94H21ZM24 95V94H23ZM53 95V96H52ZM136 95L137 96V98H136V96L134 97V96ZM192 95V94H191ZM195 95V94H194ZM215 95V94H214ZM222 95V94H221ZM31 96H33L34 97V93H33V95H31ZM36 96V95H35ZM55 96V98L57 99V101H55L54 99L55 98H53ZM124 96L126 97V96H128V97H131L132 96V98H136V99H133V100H129L128 99V97L126 98V99H128V101H130V102H128V101H126L125 100V98H124ZM240 96V95H239ZM8 97V96H7ZM9 97H10V94H9ZM8 97V98H9ZM16 97V96H15ZM17 97H19V96H17ZM22 97V96H21ZM210 97V96H209ZM216 97V96H215ZM214 97V98H215ZM220 97V96H219ZM2 98H3V96H2ZM11 98V97H10ZM23 98H25V97H23ZM23 98L22 99H20V100H22V101H24L23 100ZM35 98V97H34ZM33 98V99H34ZM213 98V99H214ZM222 98V97H221ZM1 99V98H0ZM5 99V98H4ZM7 99V98H6ZM218 99V98H217ZM16 100V99H15ZM19 100V98L17 99V101H20ZM27 100V99H26ZM43 100V99H42ZM239 100V99H238ZM1 101V100H0ZM16 101V102H17ZM133 101V102H132ZM166 101V100H165ZM172 101V100H171ZM182 101V100H181ZM180 101V102H181ZM190 101V100H189ZM200 101V100H199ZM198 101V102H199ZM217 101V100H216ZM234 101V100H233ZM237 101V100H236ZM177 102V101H176ZM188 102V101H187ZM215 102V101H214ZM218 102V101H217ZM230 102V101H229ZM232 102V101H231ZM239 102V101H238ZM1 103H4L3 101L1 102ZM6 103V102H5ZM18 103H20V102H18ZM18 103H16V104H18ZM24 103V102H23ZM28 103V102H27ZM127 103L129 104V103H133V105L135 106H132V105H129L130 106V108H131V106L133 107V108H131V109H129V108H127L129 111H131L130 113L127 111L126 112V107H128V106H125V104L127 105ZM219 103V102H218ZM242 103V102H241ZM249 103V102H248ZM12 104V103H11ZM136 104V105H135ZM183 104V103H182ZM189 104V103H188ZM193 104V103H192ZM217 104V103H216ZM225 104H226V102H225ZM235 104V103H234ZM237 104V103H236ZM10 105V104H9ZM13 105V104H12ZM15 105V104H14ZM22 104H20V106H21ZM24 105V104H23ZM36 105V104H35ZM34 102H33V104L30 106V109H29V114L28 115H26V113H24L25 114V116H23V117H20L19 119L16 117V116H13L14 114L13 113H11V115H12V117L10 116V114L8 115V116H4V117H2V119L0 118V123H1V125H2V129H3V133H4V135H5V138L7 139V140H9V141H12L13 142V145L16 147V159H17V163H16V165L14 166V169L16 170V169H20L21 170V174H25L26 176V178L28 179V180H31L32 179V173H33V170H31V168L33 167H35V166H31L30 164H28L29 162H27L26 161V157L27 156H32V155H34L35 153H36V155L39 157L38 159H42L43 158V156L41 155V153H40V150L41 149H43V150H45V151H47V154H49L50 152L47 150V139L45 138V136H44V138H43V140L42 141H40V140H35L33 137H31V136H29V134H30V132L34 129L33 127H34ZM184 105L185 106H187L185 103H184ZM210 105V104H209ZM214 105V104H213ZM219 105V104H218ZM231 105V104H230ZM248 105V104H247ZM15 106H17V105H15ZM170 106V105H169ZM183 106V105H182ZM207 106V105H206ZM224 106V105H223ZM239 106V105H238ZM255 106V105H254ZM257 106V105H256ZM260 106V105H259ZM2 107H4L5 109L7 108V107H5V106H2ZM160 107V108H161ZM179 107V106H178ZM189 108H190V105L188 106ZM219 107H220V105H219ZM247 107V106H246ZM156 110H155V109ZM192 108V107H191ZM190 108V109H191ZM196 108H197V106H196ZM220 108H222V107H220ZM224 108V107H223ZM231 108V107H230ZM238 108V107H237ZM242 108V107H241ZM261 108V107H260ZM260 108H258V109H260ZM16 109V108H15ZM152 109H154L155 111H157L159 114H154L155 113V111H154V113H150V112H152ZM162 109V108H161ZM164 109V108H163ZM171 109V108H170ZM213 109H214V107H213ZM233 109H234V107H233ZM248 109V108H247ZM264 109V108H263ZM10 110V109H9ZM12 110V109H11ZM21 110V109H20ZM177 110V109H176ZM186 110V109H185ZM216 110V109H215ZM236 110V109H235ZM234 110V111H235ZM240 110V109H239ZM140 111V112H139ZM170 111V110H169ZM173 111V110H172ZM191 111V110H190ZM195 111H196V109H195ZM218 111V110H217ZM221 111H223V110H221ZM226 110H224L223 112H225ZM230 111V110H229ZM231 111H232V109H231ZM233 111V112H234ZM236 111H238V110H236ZM247 111V110H246ZM7 112V111H6ZM44 112V111H43ZM161 113H162V111H160ZM171 112V111H170ZM218 112H220V111H218ZM217 112V113H218ZM239 112V111H238ZM249 112V111H248ZM248 112H247V114H248ZM16 113V112H15ZM129 113V114H128ZM134 113H136L137 115H136V117H138V115H139V117L138 118H134L135 117V114ZM195 113V112H194ZM212 113V112H211ZM214 113V112H213ZM232 113V112H231ZM8 114V113H7ZM22 114V113H21ZM134 114V115H133ZM163 114L164 113H162V116H163ZM201 114V113H200ZM224 114V113H223ZM236 114H237V112H236ZM6 115V114H5ZM132 115H133V117H132ZM165 115V114H164ZM209 115V114H208ZM214 115V114H213ZM219 115H222V114H219ZM233 115V114H232ZM234 115H235V112H234ZM241 115H242V113H241ZM246 115V114H245ZM248 115H250V113L248 114ZM1 116V115H0ZM10 116V117H9ZM27 116V117H26ZM70 116V117H69ZM167 116V115H166ZM197 116V115H196ZM226 116V115H225ZM244 116V115H243ZM260 116V115H259ZM264 116V115H263ZM24 117H26V118H24ZM47 117V116H46ZM49 117V116H48ZM70 118V119H72V121L70 122V121H67V123H66V118ZM164 117V116H163ZM206 117V116H205ZM235 117H236V115H235ZM234 117V118H235ZM261 117V116H260ZM22 118H24V119H22ZM42 118V117H41ZM177 118V117H176ZM194 118V117H193ZM217 118V117H216ZM219 118V117H218ZM217 118V119H218ZM222 118H224V117H222ZM228 118H230V117H228ZM70 119H68V120H70ZM221 119V118H220ZM240 119V118H239ZM261 119V118H260ZM163 120H164V118H163ZM174 120V119H173ZM207 120V119H206ZM221 120H223V119H221ZM229 120V119H228ZM242 120V119H241ZM262 120V119H261ZM17 121H19V124H20V128L22 129V131L25 133L24 134V136L22 137L23 139L21 140V141H17V139H16V141H13V140H15V136H14V134H13V132H12V129L10 130V128H12V127H14V125H16V122ZM39 121H41V120H39ZM44 121V120H43ZM47 121V120H46ZM46 121H45V123H46ZM198 121V120H197ZM180 122V121H179ZM185 122V121H184ZM207 122V121H206ZM224 122V121H223ZM259 122V121H258ZM44 123V122H43ZM175 123V122H174ZM191 123V122H190ZM201 123H202V121H201ZM249 123V122H248ZM42 124V123H41ZM49 124V123H48ZM47 124V125H48ZM161 124V125H160ZM177 124V123H176ZM204 124V123H203ZM209 124V123H208ZM263 124V123H262ZM37 125H39V123L37 124ZM51 125V124H50ZM182 125V124H181ZM219 126V125H218ZM15 127H17V126H15ZM48 127V126H47ZM163 127V126H162ZM178 127V126H177ZM183 127V126H182ZM186 127V126H185ZM202 127V126H201ZM209 126H207V128H208ZM238 127V126H237ZM166 128V127H165ZM175 128V127H174ZM206 128V129H207ZM69 129V130H68ZM169 129H170V127H169ZM186 129V128H185ZM232 129V128H231ZM14 130V129H13ZM43 130V129H42ZM67 130L69 131V132H67ZM171 130V129H170ZM180 130V129H179ZM230 130V129H229ZM187 131V130H186ZM203 131V130H202ZM212 131V130H211ZM23 132H20V133H23ZM50 132V131H49ZM168 132V131H167ZM173 132V131H172ZM175 132H176V129H175ZM220 132V134H221V131H219ZM223 132V131H222ZM19 133V134H20ZM174 133V132H173ZM194 133V132H193ZM199 133H200V131H199ZM204 133V132H203ZM210 133V132H209ZM212 133V132H211ZM217 133V132H216ZM225 133V132H224ZM28 134V135H27ZM169 134V133H168ZM171 134V133H170ZM169 134V135H170ZM176 134H178V133H176ZM181 134V133H180ZM195 134V133H194ZM258 134V133H257ZM31 135H32V133H31ZM166 135H167V133H166ZM175 135V134H174ZM188 135V134H187ZM187 135H185L186 136V138H187ZM192 136H193V134H191ZM197 135V134H196ZM202 135V134H201ZM210 135V134H209ZM231 135V134H230ZM238 135H240V133L239 134H237V136ZM249 135V134H248ZM20 136V135H19ZM25 136H27V138L25 139L24 137ZM47 136V135H46ZM184 136V137H185ZM189 136V135H188ZM208 136V135H207ZM215 136V135H214ZM225 136V135H224ZM223 136V137H224ZM245 136V135H244ZM254 136H255V134H254ZM130 137V138H129ZM177 137H179L178 135H177ZM202 137V136H201ZM218 137V136H217ZM226 137V136H225ZM253 137V136H252ZM262 137V136H261ZM21 138V137H20ZM128 138H129V140L130 141H127L126 142V140H128ZM198 138V137H197ZM197 138H195L196 140H197ZM216 138V137H215ZM214 138V139H215ZM221 138V137H220ZM228 138V137H227ZM19 139V138H18ZM126 139V140H125ZM170 139V138H169ZM190 138H188V139H186V141H187V143H189L190 144V140H189ZM195 139H193V141L195 142L196 140ZM199 139V138H198ZM212 139V138H211ZM239 139V138H238ZM255 139V138H254ZM125 140V141H124ZM173 140H174V137H173ZM232 140V139H231ZM256 140V139H255ZM124 141V142H123ZM185 141V140H184ZM197 141H199V140H197ZM200 141H202V140H200ZM199 141V142H200ZM205 141V140H204ZM227 141V140H226ZM253 141V140H252ZM126 142V143H125ZM172 142V141H171ZM170 142V143H171ZM179 142V141H178ZM198 142V145L200 144ZM218 142V141H217ZM220 142V141H219ZM122 143H124V144H122ZM180 143V142H179ZM181 143H182V141H181ZM187 143H186V145H187ZM193 143V142H192ZM191 143V144H192ZM202 143V142H201ZM224 143V142H223ZM173 144V143H172ZM193 144H195V146H196V144L197 143H193ZM207 144V143H206ZM252 144V143H251ZM117 145H119V147H121L122 146V148H120L122 151H119L120 149H118L119 147L117 146ZM181 145V144H180ZM183 145V144H182ZM201 145V144H200ZM224 145V144H223ZM256 145V144H255ZM254 145V146H255ZM116 146L118 147L117 149H114V148H116ZM179 146V145H178ZM192 146V145H191ZM213 146V145H212ZM251 146V145H250ZM124 147V148H123ZM190 147V146H189ZM247 147V146H246ZM258 147V146H257ZM172 148V147H171ZM192 148H194V145L192 146ZM196 148H198V147H196ZM195 148V149H196ZM200 149H201V147H199ZM202 148H203V146H202ZM214 148V147H213ZM230 148V147H229ZM9 149V148H8ZM114 149V150H113ZM170 149V148H169ZM177 149V148H176ZM191 149V148H190ZM194 149V150H195ZM200 149H198V150H200ZM206 150H208L207 148H205ZM218 149V148H217ZM221 149V148H220ZM115 150H117V152L119 153V152H121L120 154H119V158L118 159H114V158H112L111 156H110V154H111V152H112V154L113 153H117V152H115ZM184 150V149H183ZM193 152H195L193 149H191ZM201 150H203V152L205 151L204 149H201ZM201 150H200V152H201ZM247 150H249V149H247ZM259 150V149H258ZM11 151V150H10ZM114 151V152H113ZM215 151V150H214ZM213 151V152H214ZM9 152V151H8ZM49 152V153H48ZM199 151H196L195 153H197V154H195L194 156H197L199 153H198ZM203 152H201L199 155H198V157H200V155H201V157H202V155L204 154ZM208 152V151H207ZM218 152V151H217ZM190 153H191V151H190ZM203 153V154H202ZM210 153V152H209ZM221 153V152H220ZM248 153V152H247ZM2 154V153H1ZM70 154H73V162H71V160H72V158H71V156H70ZM175 154V153H174ZM178 154V153H177ZM194 154V153H193ZM206 154V153H205ZM204 154V155H205ZM213 154V153H212ZM219 154V153H218ZM232 154V153H231ZM230 154V155H231ZM246 154V153H245ZM262 154H263V152H262ZM181 155V154H180ZM185 155V154H184ZM203 155V156H204ZM216 155V154H215ZM247 155V154H246ZM249 155V154H248ZM257 155V154H256ZM6 156V155H5ZM50 156V155H49ZM210 156V155H209ZM209 156H208V158H209ZM250 157L251 156H253V155H249ZM33 157V156H32ZM181 157V156H180ZM240 157V156H239ZM29 157H27V159H28ZM31 158V157H30ZM29 158V159H30ZM34 158V157H33ZM51 158H53V157H51ZM202 158H207V157H202ZM1 159V158H0ZM4 159V158H3ZM44 159V160H43ZM42 159V165H45L44 163H47V162H43V161H46L45 160V158H43ZM54 159V158H53ZM52 159V160H53ZM176 159V160H175ZM188 157H186V161H187V163L184 161V163L185 164H183V165H186L187 166V164L189 163L190 164V159H188ZM194 159H195V157H194ZM201 159V158H200ZM219 159V158H218ZM8 160V159H7ZM31 161H33L32 159H30ZM40 160H38V161H40ZM56 160V159H55ZM178 160V163L176 164V162L175 161H177ZM198 160H199V158H198ZM201 161V160H200ZM213 161V160H212ZM234 161V160H233ZM4 162V161H3ZM6 162V161H5ZM52 162V161H51ZM51 162H49V163H51ZM57 162H58V160H57ZM174 162H175V164H174ZM41 163V162H40ZM212 163V162H211ZM5 164V163H4ZM32 164H34V163H32ZM62 164V163H61ZM68 164H66V165H68ZM35 165H36V167L34 168V169H38V167L39 168H41V166H40V164L38 165V163H36L35 162ZM70 165H68V166H70ZM99 165H100V168H102L104 171H106V172H104L105 174H107V176L105 177V178H103V179H106V180H104V181H101L102 180V178H100V176L97 174V173H99V174H102V173H100V172H98L97 171V173L96 172H94V171H96L98 168H99ZM209 165V164H208ZM46 166V165H45ZM52 166V165H51ZM166 166H168L167 168H166ZM185 166V167H186ZM195 166V165H194ZM203 166H205V165H203ZM11 167V166H10ZM43 167V166H42ZM63 168H64V166H62ZM66 167V166H65ZM183 167V166H182ZM2 168V167H1ZM32 168V169H33ZM46 168V167H45ZM44 167L42 168V171H43V169H45ZM50 168V167H49ZM52 168V167H51ZM57 168H60V167H57ZM67 169H68V167H66ZM65 168V169H66ZM168 168H170V169H168ZM207 168V167H206ZM210 168V167H209ZM3 169V168H2ZM5 169V168H4ZM13 169V170H14ZM27 170L25 173H24V170ZM47 169V168H46ZM62 169V168H61ZM69 169V170H70ZM100 170V171H103V170ZM174 169V168H173ZM186 169V168H185ZM1 170V169H0ZM6 170V169H5ZM68 170V171H69ZM99 170V169H98ZM176 170V168L174 169V171ZM182 170V169H181ZM207 170V169H206ZM12 171V170H11ZM45 171V170H44ZM50 171V170H49ZM48 171V172H49ZM53 171H54V168H53ZM59 171H60V169H59ZM14 172V171H13ZM37 172V171H36ZM46 173H47V170L45 171ZM65 172V171H64ZM204 172V171H203ZM4 173V172H3ZM38 173V172H37ZM40 173V172H39ZM44 173V172H43ZM53 173V172H52ZM52 173H50V174H52ZM60 173V172H59ZM68 173V172H67ZM69 173H74V171H72V172H69ZM103 173V174H104ZM2 174V173H1ZM5 174V173H4ZM20 174V175H21ZM34 174V173H33ZM41 174V173H40ZM40 174L38 175L39 177H40ZM47 174H49V173H47ZM46 174V175H47ZM66 174V173H65ZM176 174V173H175ZM192 174V173H191ZM204 174V173H203ZM16 175V174H15ZM54 175H58V173H55ZM72 175H74V174H72ZM89 175H91L92 176V180H91V182H94V184L93 185H91L90 186V188L87 190V180H88V176ZM108 175L110 176L109 177V179H108ZM212 175V174H211ZM22 176V175H21ZM37 176V175H36ZM41 176H42V174H41ZM50 176V175H49ZM53 176V175H52ZM61 176H65V175H63V173H62V175ZM69 176V175H68ZM71 176V175H70ZM206 176H208V175H206ZM1 177V176H0ZM13 177V176H12ZM51 177V176H50ZM50 177H48V178H46V180L48 179H51ZM104 177V176H103ZM182 177V176H181ZM190 177V176H189ZM214 177V176H213ZM37 178V177H36ZM35 178V179H36ZM42 177H40V179H41ZM53 178V177H52ZM56 178H57V176H56ZM59 178V177H58ZM67 178V177H66ZM185 178V177H184ZM184 178H183V181H182V179L180 180V181H182V182H185L184 181ZM187 178V177H186ZM4 179V178H3ZM25 179V178H24ZM63 179V178H62ZM101 179V180H100ZM176 179H178V177L176 178ZM202 179V178H201ZM216 179V178H215ZM7 180V179H6ZM23 180V179H22ZM34 180V179H33ZM47 180V181H48ZM53 180V179H52ZM57 180V179H56ZM55 180V181H56ZM64 180H65V178H64ZM64 180L62 181V182H64ZM94 180V181H93ZM174 180H175V178H174ZM204 180V179H203ZM259 180V179H258ZM27 181V180H26ZM40 180H39V178H38V181H37V183H36V181H33V182H35V184L34 185H32L33 187L34 186H36L37 184H38V182H39ZM46 181V182H47ZM177 181V180H176ZM180 181H179V179H178V183L181 185V183H180ZM186 181H188L187 179H186ZM216 181V180H215ZM4 182V181H3ZM8 182H9V186L11 187V190L12 191H10L8 188H9V186H8V188L7 187H4V189H3V192H5V196H7L6 198H9L10 200H11V198H13L14 199V201L16 200L15 199V197H18V194H19V191H16V188L18 187V185H17V183H16V179H13L11 182L8 180ZM41 182H42V180H41ZM45 182V183H46ZM58 182V181H57ZM90 182V181H89ZM204 182V181H203ZM6 183V182H5ZM44 183V182H43ZM187 184L189 183V182H186ZM185 183V184H186ZM197 183V182H196ZM55 184V183H54ZM92 184V183H91ZM176 184V183H175ZM174 184V185H175ZM179 184H177L178 186H180ZM183 184V183H182ZM185 184H183L182 186H183V189L185 190V187H190V185L189 186H184ZM207 184V183H206ZM1 185V184H0ZM5 185V184H4ZM20 185V184H19ZM30 185V184H29ZM31 186V187H32ZM49 186V185H48ZM50 186H51V184H50ZM177 186V187H178ZM200 186V185H199ZM27 187H28V185H27ZM30 187V188H31ZM43 187V186H42ZM169 187V188H168ZM176 187V186H175ZM202 187V186H201ZM12 188H14L15 189V191H13V189ZM39 188V187H38ZM179 188V187H178ZM178 188H176V189H178ZM182 188V187H181ZM191 188V187H190ZM189 188V189H190ZM200 188V187H199ZM211 188V187H210ZM20 189V188H19ZM169 189V190H170ZM215 189V188H214ZM29 190V189H28ZM31 190V189H30ZM35 189H33V191H34ZM162 190H164L165 192H166V190L169 192V193H171L170 194V197L169 196H164L163 195V193H161V195H163V197L162 196H159V194H157L159 197H160V199L162 198V200H163V198H166V197H168V198H172L173 197V201L171 202L170 201V204L169 203H167V202H169V201H167L166 203H167V205L168 206H166L167 208H162V205L163 206H165L164 205V203L165 202H163L162 201V205H160V201H157V204H159V205H156V203L154 204V201H152V203H151V200L152 199H150V201H149V203H148V200H149V198L151 197V195L153 196H155V194L154 193H160ZM179 190V189H178ZM187 190H188V188H187ZM216 190V189H215ZM32 191V190H31ZM30 191V192H31ZM37 191V190H36ZM87 191V192H86ZM170 191H174V189H172V190H170ZM180 191H182V189L180 190ZM205 191V190H204ZM2 192V193H3ZM45 192H48V189H46V191ZM163 192V191H162ZM164 192V193H165ZM168 192H166V193H168ZM176 192V191H175ZM211 192V191H210ZM215 192V191H214ZM59 193V194H60ZM198 193H199V191H198ZM206 193V192H205ZM1 194V193H0ZM47 194V193H46ZM178 194V200H180V199H183L182 197L180 198V194L179 193H177ZM185 194H187V192L185 191ZM190 190H189V192H188V197H190ZM215 194V193H214ZM1 195H3V198H4V193L3 194H1ZM31 195V193L29 194V196ZM50 195V194H49ZM48 195V196H49ZM53 195V194H52ZM166 195V194H165ZM167 195H169V194H167ZM203 195V194H202ZM134 196H137L138 197V199H139V201L137 202V204L139 205V208L140 209H138L139 210V212H137V213H134V211L132 212L131 210H130V208H128L127 206V204H129V202H127V201H129V199L130 200H134ZM186 195H185V198L187 199L188 197H187ZM205 196V195H204ZM219 196H220V194H219ZM55 197V196H54ZM156 197V196H155ZM159 197H157V198H159ZM184 197V196H183ZM202 197V196H201ZM217 197H218V195H217ZM44 198V197H43ZM58 198V197H57ZM175 198V199H174ZM191 198H192V196H191ZM19 199L20 198H18L17 199V202L19 201ZM55 199V198H54ZM53 199V200H54ZM104 200L103 202L101 201V200ZM167 199V198H166ZM165 199V200H166ZM185 199V200H186ZM188 199H190V198H188ZM199 199V198H198ZM210 199H212V198H210ZM47 200H48V197H47ZM53 200H52V202H53ZM61 200V199H60ZM164 200V201H165ZM208 200V199H207ZM36 201V200H35ZM58 201H59V199H58ZM58 201H57V203H58ZM62 201V200H61ZM101 201V202H100ZM177 201V200H176ZM190 201V200H189ZM188 201V202H189ZM202 201V200H201ZM210 201V200H209ZM219 201V200H218ZM39 202V201H38ZM55 202H56V199H55ZM88 202V201H87ZM117 202H119V203H117ZM121 202V203H120ZM131 202V201H130ZM159 202V203H158ZM175 202V201H174ZM180 203H182L181 202V200L179 201ZM179 202H177L178 204H177V206H178V208H179V206L180 205H182V204H180ZM9 203V202H8ZM14 203V202H13ZM12 203V204H13ZM20 203V202H19ZM50 204H51V201L49 202ZM49 203H47L48 204V207H49ZM62 203V202H61ZM66 203H64V204H66ZM84 203V202H83ZM96 203H94V205L96 204ZM150 203L152 204V205H150ZM193 203V202H192ZM210 203V202H209ZM10 204V203H9ZM53 204V203H52ZM63 204V203H62ZM101 204H99V205H101ZM115 204L117 205V204H119V205H117L118 207H120L119 209L118 208H115L116 206H115ZM121 204V205H120ZM188 204H190V203H188ZM194 204H197V203H194ZM203 204V203H202ZM90 205V204H89ZM130 205H132V204H130ZM130 205H129V207H130ZM133 205H134V203H133ZM217 205V204H216ZM25 206V205H24ZM43 206V205H42ZM53 208H54V206L53 205H51ZM56 206V205H55ZM59 206V205H58ZM61 206V208H63L62 207V205H60ZM176 206V205H175ZM184 205H182V208H184L183 207ZM186 206V205H185ZM194 206H196V205H194ZM10 207V206H9ZM37 207V206H36ZM47 207V208H48ZM95 207V208H96ZM101 207V208H100ZM104 207V208H103ZM134 207V206H133ZM161 207V208H160ZM169 207V208H168ZM181 207V206H180ZM204 208H205V206H203ZM202 207V208H203ZM217 207V206H216ZM15 208V207H14ZM28 209H29V207H27ZM45 208H46V206H45ZM45 208L43 209V210H45ZM46 208V209H47ZM50 208V207H49ZM49 208H48V210H49ZM59 208V207H58ZM56 209V210H58V212H60L59 210L60 209ZM130 210V212L131 213H134V214H131V213H129V211H128V209ZM1 209V208H0ZM24 209V208H23ZM32 209V208H31ZM82 209H84V208H82ZM85 209H87V208H85ZM92 209V208H91ZM90 209V210H91ZM134 209V208H133ZM166 209V211H164ZM171 210V211H175L176 212V215L178 214V209L177 210ZM179 209H181V208H179ZM185 209H186V211H187V209L188 208H186L185 207ZM185 209H184V211H183V213H181V210H179L180 212L179 213H181L182 215L184 214V212H185ZM4 210H6V209H4ZM3 210V211H4ZM8 210V209H7ZM9 210H10V208H9ZM22 210V209H21ZM48 210H47V212H46V214H47V216H48ZM51 210V209H50ZM49 210V211H50ZM55 210V209H54ZM63 210V209H62ZM61 210V211H62ZM81 210V209H80ZM197 210V209H196ZM2 211V210H1ZM15 211H16V213H15V215H13V214H11V215H13L14 217H12V219H11V216H10V223H12L13 224V227H11L13 230H12V235H13V242H11L12 244H10V245H7V246H5V248H3L1 251V257H0V264H8V262H7V260L6 259H4V258H10V259H12L11 261H13V262H17V264H46V258L50 255L51 257H54V258H56L55 256H57V255H55L56 253L58 254V252L57 251H54V250H51V248H50V246L52 245L51 243H54V242H56V241H54L53 242V239H51V240H49V237H48V235H47V231H46V229L49 227V223L48 222H46V221H44V222H46V223H48L47 224V228L46 227H44L43 226V219H45L46 218V216H45V218H44V215H39L37 212H33V211H29V210H27V212H17V210L15 209ZM24 211V210H23ZM53 211V210H52ZM84 211V210H83ZM86 211V210H85ZM93 211H95V209L93 210ZM92 211V212H93ZM203 211V210H202ZM6 212V211H5ZM11 212H13L12 210H11ZM53 212H55V211H53ZM67 212V213H66ZM100 212V211H99ZM160 212V213H159ZM168 214H166V213ZM188 212V211H187ZM190 210H189V213L188 214H190ZM14 213V212H13ZM56 213V212H55ZM62 213V212H61ZM61 213H59L60 215H61ZM71 213V212H70ZM69 213V214H70ZM73 213V212H72ZM80 213V215H82L83 216V213L81 214V212H79ZM85 214V216H86V213H87V211L86 212H84ZM159 213V214H158ZM186 213V212H185ZM1 214H2V212H1ZM9 214V213H8ZM43 214V213H42ZM45 214V215H46ZM57 215H58V213H56ZM89 214V213H88ZM95 214V213H94ZM100 214V213H99ZM167 216H166V215ZM194 214H195V212H194ZM57 215H55L54 214V216H57ZM96 216H97V214H95ZM102 215V214H101ZM107 215V216H106ZM180 215V214H179ZM181 215V216H182ZM185 215V214H184ZM204 215V214H203ZM1 216V215H0ZM6 216H7V214H6ZM5 216V217H6ZM9 216V215H8ZM51 216V215H50ZM63 216H64V214H63ZM89 215H87V217H88ZM95 216V217H96ZM99 216V215H98ZM109 216V217H108ZM149 216V217H148ZM151 216H153V218H152V220H151ZM167 217L166 219H165V217ZM57 217H59V216H57ZM86 217V218H87ZM149 218L150 220H151V222L153 221L154 222V224H151V222L149 221V220H147V221H149V222H146V219L145 218ZM169 217V218H168ZM178 217V216H177ZM176 217V218H177ZM186 218H190V215L189 216H187V214H186V216H185ZM3 218V217H2ZM50 218V217H49ZM55 218V217H54ZM68 219H71V217L69 218V216L67 217ZM76 218V217H75ZM83 218V217H82ZM85 218V219H86ZM98 218V217H97ZM97 218H96V220H97ZM180 218H182V217H180ZM179 218V219H180ZM184 218V217H183ZM192 218V217H191ZM198 218V217H197ZM205 218V217H204ZM220 218V217H219ZM5 219V218H4ZM58 219V218H57ZM66 219V218H65ZM92 219H94V216L93 215H90V217H89V220H88V218H87V220H88V223H89V225H87V227L89 226V228L88 229H90L89 231H91V233L92 232H94L95 234H99V232L101 233L102 231L104 232V231H106V230H108L107 229V224H109V223H107V221L105 220V221H103V223H102V221L101 220H99V221H97V224L95 225L94 223L96 222V220L94 221V223L93 222H91V221H93ZM174 219L173 220H171V221H174ZM6 220V219H5ZM58 220H60V217H59V219ZM110 221H112L111 219H109ZM114 220V219H113ZM176 220V219H175ZM182 220V219H181ZM181 220H179V221H181ZM54 221V220H53ZM70 221H72V220H70ZM69 220H68V222H70ZM77 221H78V219H77ZM86 221V220H85ZM101 221V222H100ZM109 221V222H110ZM185 221V220H184ZM189 221H190V219H189ZM203 221V220H202ZM210 221V220H209ZM5 222V221H4ZM49 222H51V221H49ZM57 223L58 222H60V221H56ZM62 222V221H61ZM87 222V221H86ZM104 222H106V223H104ZM116 222V223H115ZM115 224H117V221L115 220ZM178 222V221H177ZM181 222H183V220L181 221ZM222 222V221H221ZM71 224L72 223H74V221L73 222H70ZM79 223V222H78ZM102 223V224H101ZM112 223H113V221H112ZM113 223V224H114ZM179 223V222H178ZM175 224V225H178L179 226V224ZM186 223H187V221H186ZM185 223V224H186ZM189 224L191 223V222H188ZM45 224V223H44ZM53 224V223H52ZM61 224V223H60ZM64 224V223H63ZM75 224V223H74ZM80 224V223H79ZM114 224V225H115ZM151 224V226H149ZM158 224H160V223H158ZM162 224V223H161ZM160 224V225H161ZM165 224H167V222L165 223ZM173 223L171 222V224H169V225H172ZM181 224V223H180ZM184 224V225H185ZM193 224V223H192ZM9 225V224H8ZM58 225H59V223H58ZM62 225V224H61ZM60 225V226H61ZM160 225H158V226H160ZM164 225V224H163ZM174 225V224H173ZM172 225V226H173ZM182 225V224H181ZM187 226H189L188 224H186ZM198 225V224H197ZM46 226V225H45ZM52 226V225H51ZM64 227H65V225H63ZM62 226V227H63ZM71 226H74V225H71ZM117 226H118V224H117ZM121 226V225H120ZM220 226V225H219ZM4 226L3 225H1V227L0 228H3ZM7 227V226H6ZM59 227V226H58ZM58 227H56V228H58ZM62 227H61V229H62ZM66 227H67V225H66ZM65 227V228H66ZM74 227H76V225L74 226ZM111 227V226H110ZM109 227V228H110ZM113 227V226H112ZM166 227H168V225L166 226ZM171 227V226H170ZM180 227V226H179ZM179 227H178V230L179 231H177V233L178 232H180V229H179ZM11 228H9V229H11ZM46 228V229H45ZM53 228V226L51 227V229ZM55 228V227H54ZM113 228H115V227H113ZM162 228V227H161ZM174 228H176L175 226H174ZM181 228V227H180ZM3 229H5V228H3ZM49 229V228H48ZM47 229V230H48ZM59 229V228H58ZM78 229V228H77ZM103 229V230H102ZM111 229V228H110ZM150 229V228H149ZM157 229H158V227H157ZM164 229H165V226H164ZM168 229H170L169 227H168ZM167 229V230H168ZM186 229V228H185ZM184 228H183V230H185ZM218 229H219V227H218ZM221 229V228H220ZM5 230H8V229H5ZM54 230H56V229H54ZM63 230H66V229H63ZM68 230V229H67ZM74 230V229H73ZM118 230V229H117ZM154 230V229H153ZM166 230V231H167ZM171 230V232H172V229H170ZM176 230V229H175ZM196 230V229H195ZM211 230V229H210ZM1 231V230H0ZM11 231V230H10ZM48 231H50V229L48 230ZM53 231V230H52ZM110 231V230H109ZM109 231L107 232V233H105V236H106V238H107V236L110 234L111 235V233H109ZM160 231V230H159ZM163 231V230H162ZM166 231L164 230L163 232H165L166 233ZM182 231V230H181ZM56 232V231H55ZM58 232V231H57ZM80 232V231H79ZM112 232H114V231H112ZM115 232H117V231H115ZM114 232V233H115ZM122 232V231H121ZM143 232V231H142ZM152 232H154V231H152ZM157 232V231H156ZM155 232V233H156ZM168 232V231H167ZM174 232V231H173ZM183 232V231H182ZM182 232H180V233H182ZM186 232V231H185ZM219 232V231H218ZM51 234H52V232H50ZM49 233V234H50ZM64 233V232H63ZM63 233H61L60 235L62 236L63 235ZM70 234H71V232H69ZM73 233V232H72ZM76 233H78L77 231H76ZM83 233V232H82ZM113 233V234H114ZM119 233H120V231H119ZM134 233V234H133ZM144 233V232H143ZM154 233V234H155ZM164 233V234H165ZM169 233V232H168ZM167 233V234H168ZM175 233V232H174ZM173 233V234H174ZM180 233H178V235L177 236H179V234ZM184 233V232H183ZM182 233V234H183ZM193 233V232H192ZM197 233V232H196ZM214 233V232H213ZM221 233V232H220ZM5 234V233H4ZM3 234V235H4ZM57 234V233H56ZM55 234V235H56ZM64 234H66V233H64ZM74 234H75V232H74ZM80 233H78V235H79ZM113 234H112V236H113ZM122 235H123V233H121ZM124 234V235H125ZM163 234V235H164ZM166 234V235H167ZM172 234V235H173ZM11 235V234H10ZM54 235V236H55ZM59 235V236H60ZM67 235V234H66ZM75 235H77V234H75ZM74 235V236H75ZM104 235V234H103ZM115 235H116V233H115ZM166 235H164V237L166 236ZM169 235V234H168ZM168 235H167V238H169L168 237ZM185 235V233L183 234V235H181V236H184ZM186 235H187V237H188V231L186 232ZM189 235H190V231H189ZM221 235V234H220ZM65 236V235H64ZM82 236H84V233H83V235H81L80 236V238L82 237ZM127 236H131V234L130 235H127ZM126 236V237H127ZM135 236H136V234H135ZM175 236V235H174ZM173 236V237H174ZM177 236H176V238H177ZM226 236V235H225ZM50 237H51V235H50ZM53 237V236H52ZM57 237H58V234H57ZM72 237V236H71ZM109 237V236H108ZM119 237V236H118ZM191 237V236H190ZM68 238H69V236H68ZM68 238L66 237V239L64 240V237L62 236V238H61V240H60V238H59V240L58 239H54V240H58L57 242H61L62 241V239L66 242V243H68L67 241H68ZM85 239H86V237H84ZM83 238V239H84ZM91 238V237H90ZM89 238V239H90ZM102 238H104V237H102ZM125 238V237H124ZM167 238H165V239H167ZM181 238V237H180ZM6 239V238H5ZM88 239V240H89ZM105 239V238H104ZM115 239V238H114ZM120 239V238H119ZM136 238L134 237V240H135ZM153 239V238H152ZM169 239H171V234H170V238ZM178 239H179V237H178ZM72 240V239H71ZM70 240V243L71 242H73V241H71ZM77 240V239H76ZM76 240L74 241L75 243H76ZM88 240H87V242H88ZM112 240H113V238H112ZM117 240V239H116ZM130 240H132V239H130ZM130 240H128L129 241V243L128 244H130ZM133 240V241H134ZM172 240V239H171ZM177 240V239H176ZM51 241V242H50ZM83 241V240H82ZM90 241V240H89ZM121 241V240H120ZM124 241V240H123ZM81 241H79V243H80ZM106 242V241H105ZM111 242V241H110ZM132 242V241H131ZM147 242V241H146ZM201 242V241H200ZM256 242H258V240L256 241ZM62 243V242H61ZM61 243H58L56 246H59ZM74 243V244H75ZM78 243V244H79ZM82 243V242H81ZM81 243L78 245L77 244V246H80V247H82V246H84V245H82L81 246ZM86 243V242H85ZM90 243V242H89ZM88 243V244H89ZM92 243V242H91ZM90 243V244H91ZM107 243H108V241H107ZM106 243V244H107ZM112 243V242H111ZM116 243V242H115ZM126 243V244H127ZM134 243V242H133ZM160 243V242H159ZM51 244V245H50ZM62 244H64L65 245V243H62ZM62 244H61V246H62ZM74 244L72 243V244H70L71 246L73 245L74 246ZM84 244V243H83ZM87 244V245H88ZM89 244V245H90ZM105 244V245H106ZM117 244V243H116ZM171 244V243H170ZM53 245H55V244H53ZM63 245V246H64ZM70 245L68 246V248L70 247ZM86 245V244H85ZM86 245V246H87ZM88 245V246H89ZM108 245V244H107ZM112 245H114V243L112 244ZM120 245V244H119ZM122 245V244H121ZM121 245L119 246V247H121ZM124 245V244H123ZM163 245V244H162ZM54 247V248H58V247ZM125 246V245H124ZM146 246H147V244H146ZM166 246V245H165ZM80 247L78 248V249H80ZM85 247V246H84ZM83 247V250L82 251H79L78 252V250L76 251V256H77V258H78V261H79V263L78 264H82V260H83V255L85 254V248ZM112 247V246H111ZM116 247H118V246H116ZM130 247V246H129ZM133 247V246H132ZM132 247H130V249L132 248ZM167 247V246H166ZM64 248H66L67 249V246L65 247L64 246ZM64 248H63V250H64ZM72 248H74V247H72ZM72 248L70 249V253L72 254ZM89 248V247H88ZM87 248V249H88ZM126 248V247H125ZM149 248V247H148ZM151 248V247H150ZM178 248V247H177ZM183 248V247H182ZM250 248V247H249ZM53 249V248H52ZM100 249V248H99ZM98 248L96 249L97 251L99 250ZM102 249V248H101ZM105 249V248H104ZM121 249V248H120ZM133 249V248H132ZM131 249V250H132ZM134 249H135V247H134ZM165 249V248H164ZM62 250V249H61ZM68 250V249H67ZM67 250L66 251H62V252H67ZM75 250V249H74ZM74 250H73V252H74ZM81 250V249H80ZM108 250V248L106 249V251ZM113 250H114V248H113ZM124 250H126V249H124ZM152 250V249H151ZM172 250V249H171ZM117 251H118V249H117ZM133 251V250H132ZM147 251V250H146ZM174 251V250H173ZM252 252H253V250H251ZM251 251H250V253H251ZM55 252V253H54ZM87 252V251H86ZM114 252V251H113ZM119 252V251H118ZM53 253V254H52ZM69 253V252H68ZM129 253V252H128ZM248 253V252H247ZM74 254V253H73ZM120 254V253H119ZM249 254V253H248ZM262 254V253H261ZM53 255V256H52ZM55 255V256H54ZM102 253L100 254V255H96L99 259H100V257H101V259H100V261H98V260H96L97 259V257H95V258H93V262H87V264H102ZM114 255V254H113ZM126 256H127V254H125ZM129 255V254H128ZM86 256V255H85ZM111 257H112V254L110 255ZM114 256H116V255H114ZM132 256V255H131ZM136 256V255H135ZM145 256V255H144ZM207 256V255H206ZM227 256H228V254H227ZM259 256V255H258ZM129 257V256H128ZM138 257V256H137ZM146 257V256H145ZM145 257H143V258H145ZM169 257V256H168ZM180 257V256H179ZM201 257V256H200ZM60 258H62V257H60ZM60 258H59V260H60ZM70 258V257H69ZM123 258V257H122ZM125 258V257H124ZM129 258H131V257H129ZM132 258H134L133 256H132ZM130 259V260H133V259ZM136 258V257H135ZM135 258H134V260H135ZM141 258V257H140ZM150 258V257H149ZM159 258H160V256H159ZM65 259H66V257H65ZM85 259H86V257H85ZM112 259V258H111ZM116 259V258H115ZM117 259H118V257H117ZM120 259V258H119ZM154 259V258H153ZM157 259V258H156ZM175 259V258H174ZM203 259V258H202ZM54 260V259H53ZM70 260H72V258L70 259ZM120 260H122V259H120ZM127 260H128V258H127ZM137 260H138V262H137ZM139 260L140 259H136L135 260V262H137V264L138 263H140L139 262ZM143 260H145V259H143ZM148 260V259H147ZM10 261V260H9ZM61 261H64V259L63 260H61ZM60 261V262H61ZM66 261H67V259H66ZM73 261V260H72ZM92 261V260H91ZM107 261V260H106ZM116 261V260H115ZM119 261V260H118ZM117 261V262H118ZM140 261H142V259L140 260ZM157 261V260H156ZM162 261L164 262V260L162 259ZM59 262V263H60ZM101 262V263H100ZM104 262V261H103ZM114 262V261H113ZM123 262V261H122ZM130 262V261H129ZM144 262V261H143ZM147 262V261H146ZM173 262V261H172ZM70 263H71V261H70ZM107 263H109V262H107ZM168 263V262H167ZM217 263V262H216ZM222 263V262H221ZM13 264V263H12ZM58 264V263H57ZM61 264V263H60ZM72 264V263H71ZM83 264H85V263H83ZM105 264V263H104ZM111 264V263H110ZM129 264V263H128ZM162 264V263H161ZM171 264V263H170Z\"/></svg>","mask_w":264,"mask_h":264}]
</instances>
